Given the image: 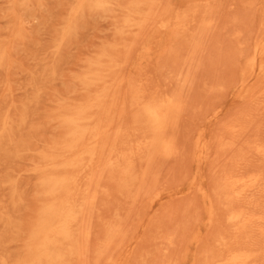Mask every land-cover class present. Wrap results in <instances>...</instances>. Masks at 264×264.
<instances>
[{"label":"rangeland","instance_id":"rangeland-1","mask_svg":"<svg viewBox=\"0 0 264 264\" xmlns=\"http://www.w3.org/2000/svg\"><path fill=\"white\" fill-rule=\"evenodd\" d=\"M23 1V2H22ZM27 1H29V0H0V46H2V45H4V46H2L3 48H4V51H3V48L2 47H0V51H2V52H0V64H1V66H0V139H1V141H3V143H1V141H0V143L2 144V145H0V148H1V146L2 147H4V148H1L0 149V151H1V153H0V181H1V183H0V263L1 264H14L13 262H15V261H17V263L18 264H20L19 262V260H25V259H27V257H28V253H29V251H28V253H27V251L26 250H28L26 247H27V241L26 240H28V239H26V237L25 236H27L28 237V233H30V230H31V221H33V220H35L36 218H37V214L40 212H33L34 210L35 211H37V207L39 208V207H41L42 208V204H44L45 202H46V199H44L45 198V196H42V194H43V192H42V190L43 189H41V188H43L42 187V185L40 186V185H37V184H39L40 183V181H38V179H39V177H37V175L38 176H40L39 174H38V166L40 165V163L41 162H39V161H41V157L39 156L40 155V153H36L37 152V150H38V152H43V151H49L50 149H53V148H57L58 146H60V144H62L63 142H64V140L66 139V138H64V137H66V136H64L65 135V131H67V127L64 125V123H63V121H62V118L66 115V113H67V111H68V113L69 112H71L72 110H73V106H76L77 105V103L78 104H80V103H84V102H87V101H89L92 97H93V94H94V92H95V90H82V89H84V88H82V86L83 87H85L84 86V77L86 76V73L88 74V72H89V70H92V64L93 63H95V62H97L98 61V59H99V55L97 56V54L99 53V52H102V53H107V55L109 56H111V57H114V58H112V59H114L115 60V57L117 58L116 59V61L118 60L119 61V59H120V57L122 58L123 56H122V54H125V58L124 59H120V61L121 60H123V62H122V64H121V66H116V68L115 67H113L112 68V70H111V72H109L108 71V73H107V71L105 72V71H103V75L104 76H106L107 74H110V75H108V76H110V77H112V78H116L117 76L119 77H123L124 75V78H128V77H137V75H139V77H141V79L143 80V82H145L146 83V79H147V82L148 83H144L145 85H144V87L146 86H148V84H152V81L154 82V84H153V86L151 85V87L150 88H152V89H150L149 87H145L146 89H147V91H148V93L150 92V91H152L153 90V88L155 87H157L154 91H156V92H154V93H156V94H154L153 92V94H149V95H153V96H157V94L158 95H161V94H165V93H172V94H174V95H178V88H179V91H181V94H179V95H181V96H177L178 98H179V101H180V103H181V99L184 101V103H185V101H186V98L188 99V101L190 102V104L188 105V104H186L187 106H185V104L183 103V101H182V106H184L185 108H183L182 107V109H186V107H187V109H188V107H189V110H185L186 111V113L185 114H183L184 113V110L182 111V113H180V116H181V119L179 120V122L177 123V126H176V129L178 130V131H180V129L182 128V126H184L183 125V123H182V120L184 119L186 122H191V116L193 115L194 116V118H193V120L195 119V115H197V117H196V121H192V123H187L186 124V122H184V124H186L187 125V130H186V128L184 129L185 131H186V133L187 132H189L191 129H193L194 130V128H196L195 130V132H197V133H199V131H201V130H203L204 131V135H205V137H207L208 139H209V136H214L215 138H214V141H216V137L218 136V138H217V140H219V135L221 136V131L223 130L224 132L226 131L227 132V134H226V132L224 133L223 131H222V134H223V136L222 137H224L225 136V134H226V137H224L223 139H227V138H229V140H231V139H235L236 137H234V133H228L229 131H228V124H231L230 122L232 121V122H234L233 120H231V119H228V117L231 115V114H234L235 112H236V110H237V112H238V115H240V117L238 116V115H234V117L237 119L238 117L240 118H238V120H239V122H241L242 123V119H246V116L248 117L249 115V117L251 118V119H253L254 118V116H255V120L253 119V120H251V119H248V120H250L251 122L252 121H255L254 123H250V121H248V120H245V121H243V124L245 123V124H248V123H250V124H248L249 125V127L246 125L245 126V128H251L252 126H254V127H252V130H253V132H252V130L250 129V131H249V129H246L247 131H249V133L250 134H248V135H250L251 137H254L253 139L251 138V139H249L250 137L247 135V131H246V136H245V129H244V133L242 134V136L241 137H243V136H245L246 138H247V136H248V139L246 140V138L245 137H243V139H241V141H242V144L245 146L244 148H246V147H249L250 145V143H252V146H251V150L253 149V146L255 145L254 143H256V145H258V143L259 144H261V141L263 142V140H264V136H263V134H264V126H263V131L260 129V125H259V123L262 125V123L264 122L263 120H264V112H263V108H264V98H262L263 100H261V95L262 96H264V86H263V88H262V84L261 83H263L264 82V73H260L259 71H261V70H258V68H259V64H257V66H256V68H255V77L257 78V80L258 79H261V78H263V82L261 81V86L260 85H258L257 86V88H249L248 90H246V91H243V92H241V90L240 91H238V88H239V84H240V80H241V75H242V73H241V69H242V67H243V65L245 64V59L247 58L246 56H248L251 52H252V49H253V44H254V42H255V38L257 39V36L259 37V35H257L258 33L259 34H261L262 33V30H259L260 29V27H263L262 25L264 24L263 22H264V15L262 14V13H260L261 12V10H260V5L262 6L264 3H263V1L264 0H220L219 2H218V0H216L214 3L215 4H213V7H212V11L211 12H213L214 10H215V12L218 10V12H216V14H213V13H215V12H213V13H208V14H205V16H202L201 15V13L199 14V13H197L196 14V17H197V19H195L196 17H194V21L193 20H191L190 21V25L191 26H189V25H186L185 26V29L183 30V31H180L179 33H177L176 34V36L171 40V42L173 43H171L170 41V44H168V43H164L165 42V40L163 41H161L160 42V44H159V47L162 49V47L163 46H165L166 48H165V50H161V51H153V50H151V52H149L148 51V53L147 52H143V46L144 45H142L141 44V41H142V43H143V40L141 39V38H143L142 37V35H140V33L142 32V34H146V33H144V32H147V30L145 29V28H147V27H145L143 30H144V32L143 31H141L140 32V30H138V32H137V28H135V26H133V25H131V27H133L132 29H131V27L128 25V24H130V23H132L133 21H134V23H135V21H138L136 18H135V20H134V17L133 16H131L130 17V15H128L129 14V12H128V14H127V11L129 10H125L126 8H130V7H127V5L129 4V3H125V1L126 0H108L109 1V3H110V5H109V3L107 4V5H105V7L104 8H101V10L100 9H93V8H86V9H88V10H83L82 12H78L77 13V15L74 13V10H75V7H76V5H77V1L75 0V2L73 1V0H30L29 2H27ZM116 2L117 1V3H119L118 5H120V4H122V8H118V7H116V5H115V3H113L114 4V7H113V4H112V2ZM128 1V0H127ZM131 0H129L128 2H130ZM161 2H165V1H167L166 2V4L168 3V0H165V1H162V0H160ZM250 1V2H249ZM121 2V3H120ZM161 2H159L158 4L160 5V3ZM186 2V0H170V2H169V4H164V5H160V6H162V8L164 7V6H167V7H164L163 9V11H159L160 13L162 12V14L160 15V13L158 14L157 13V9H156V7L154 8L155 10H152L153 12H154V14L156 13V14H158L157 16L158 17H167V18H170V19H172L171 21H173V19H174V15H173V13L171 14V11L170 10H176V7H179V9L181 10V8L182 7H185L186 5H187V2ZM244 2V3H243ZM258 2V3H257ZM125 3V4H124ZM220 3V4H219ZM250 3H253V4H251L250 5ZM74 4V5H73ZM112 4V5H111ZM127 4V5H126ZM157 4V8H158V10H160V6ZM192 4V3H191ZM256 4H259V5H257L256 6ZM10 5V8L8 7ZM19 5V6H18ZM26 5V6H25ZM73 5V6H72ZM126 5V8H123V6H125ZM12 6V7H11ZM129 6H130V4H129ZM68 7V8H67ZM107 7V8H106ZM120 7V6H119ZM216 7H219L218 9H216ZM114 8V9H113ZM258 8V9H257ZM108 9H110L108 12H110V11H113L114 13H117V14H119V15H121V14H123L122 15V17L121 16H119V15H117V14H114L113 12H112V14H114V15H112L111 17H110V14H111V12H110V14L107 12V10ZM115 9H120V11L118 12L117 10V12L115 11ZM183 9V8H182ZM214 9V10H213ZM255 9H257L258 11H256ZM68 10V11H67ZM70 10H72V11H70ZM122 10V11H121ZM162 10V9H161ZM105 11V12H104ZM126 11V12H125ZM152 11H151V13H149V14H152V15H149L150 17L151 16H153V13H152ZM84 12H85V15H83L84 14ZM87 12H88V14H87ZM97 12V13H96ZM101 12V13H100ZM123 12H125V13H123ZM165 12H168V13H165ZM178 12H180V11H178ZM11 13H12V16H11ZM103 13V14H102ZM109 15H108V14ZM87 14V15H86ZM91 14V15H90ZM155 14V15H156ZM211 14V15H210ZM16 15V16H15ZM118 16L117 17V19L115 18L116 16ZM168 15V16H167ZM199 15V16H198ZM208 15H209V17H208ZM16 17V18H14V17ZM69 16H71V17H69ZM78 16V17H77ZM123 16L125 17V16H128V17H125L126 19L125 20H123ZM148 16V25L150 26L149 28H150V30L147 32L148 34H146V35H144V38L143 39H145L144 40V42L146 41V42H149V41H151V39H152V36H153V34L154 33H156V30H155V23H156V21H157V19L156 18H158V17H156L155 18V16H153V18H152V20H155L156 19V21H152V20H150L149 17ZM211 16V17H210ZM212 16H213V18L215 19V22L212 24V22L214 21L213 20V18H212ZM215 16V17H214ZM113 17V18H112ZM130 17V18H129ZM208 18V20H207V18ZM68 18V19H67ZM122 18V19H121ZM155 18V19H154ZM211 18V19H210ZM13 19H15V20H13ZM66 19V20H65ZM76 19V20H75ZM114 19H115V22L119 25H117L116 23H114ZM119 19H121V20H119ZM131 19V20H130ZM159 19V18H158ZM200 19V20H199ZM75 20V21H74ZM116 20H119V21H123V22H125V23H123L122 25L121 24H119L120 22L119 21H116ZM126 20H128L127 21V24H126ZM202 20L204 21V22H202ZM206 20H207V22H206ZM210 20L212 21V22H210ZM68 21V22H67ZM130 21V23H128ZM150 21H152L151 23H152V25H151V23H149ZM193 21V22H192ZM195 21H197V22H195ZM263 21V22H262ZM72 22H74V23H72ZM209 22V23H208ZM187 23V24H188ZM199 23H200V25H199ZM195 24H197V25H195ZM65 25V26H64ZM126 25V26H125ZM128 25V26H127ZM192 25L194 26H196L195 28L194 27H192ZM214 26V28H213V26ZM122 27V28H117V27ZM192 27V28H194V29H196V30H198V28H199V31L197 32L196 30L194 31V32H192L193 31V29L192 30H190L191 32H189V30H187V29H191V28H189V27ZM198 26V27H197ZM209 27L210 26V28H211V26H212V28L213 29H209V28H206V27ZM69 27V28H68ZM116 27V28H115ZM123 28H125V30L123 29ZM126 28H127V31H126ZM128 28L130 29L129 31H128ZM135 28V29H134ZM187 28V29H186ZM203 28H205V30L206 29H208L207 30V32H203L202 31V29ZM10 29V30H9ZM116 31H115V30ZM118 29V30H117ZM120 29H121V31H120ZM133 29L134 30H136L135 32H137V33H134V31H133ZM148 29V28H147ZM9 30V31H8ZM13 30H15L14 32H13ZM123 30V31H122ZM146 30V31H145ZM210 30V31H209ZM212 30V31H211ZM120 32V34H119V32ZM130 31H132V33H134V34H132ZM189 33H187V32ZM200 31H201V35H200ZM209 31V32H208ZM240 31V32H239ZM249 31V32H248ZM124 32V33H123ZM202 32L204 33V35H205V37H203V39H202V36H204L203 34H202ZM234 32H236L235 34H236V36H238V37H236V36H234L235 34H233ZM242 32H244V33H242ZM115 33H118V34H115ZM122 33V34H121ZM129 33V35L128 36H125V35H127ZM182 33V34H181ZM190 33H191V36H190ZM194 33V35L196 36H194L195 38V40H193V38H192V34ZM256 33V34H255ZM132 34V35H131ZM179 34H181V35H179ZM184 34H185V39H184ZM186 34H188V35H186ZM247 34V35H246ZM250 34H252V35H250ZM114 35H116V36H114ZM118 35H122V36H120V37H118ZM123 35L125 36V38H127V40H128V37L130 36V37H132L133 39H131L130 37H129V40H131L130 42H131V44L129 43V40L127 41V40H124V37H123ZM138 35V36H137ZM201 36V38H199L200 36ZM254 35H256V37H254ZM138 37L139 39H140V41H139V44H141L139 47H137V48H134L136 45H137V43L135 42V44L134 43H132V42H134V41H137L138 42V39H136V40H134L135 39V37ZM139 36H141V38L139 37ZM183 36V37H182ZM187 36L188 37H191L190 39L189 38H187ZM246 36V37H245ZM247 36H248V38L250 37L251 38V36H253L252 37V39H248L247 38ZM261 36V35H260ZM59 37V38H58ZM121 37L123 38V40H120L121 39ZM182 37V38H181ZM233 37H234V39H236V40H238V41H236V40H234L233 39ZM114 38V39H113ZM116 38V39H115ZM118 38H120L119 40H120V42H122L121 44H120V46H121V48L122 49H124V50H120L121 48H120V46L117 44V43H120L119 42V40H118ZM176 38V39H175ZM182 39V40H180V39ZM198 38H199V41L202 43L203 42V45L201 44V43H199V41H198V43L200 44V46L202 45L203 46V48L205 49V45H204V42H206V45H207V47H206V49H205V51L204 50H202V51H204V52H201V50H200V46L198 45V43L197 42H195V41H197L198 40ZM241 40H240V39ZM183 39L185 40L184 42H186V44H185V46H183V47H181V44L182 45H184L183 44ZM188 39V40H187ZM197 39V40H196ZM201 39V40H200ZM246 39V40H245ZM248 39V40H247ZM254 39V40H253ZM115 40V42H113ZM134 40V41H133ZM177 40V43L179 44L180 42H181V44L180 45H178V46H175V45H177V43L175 42ZM252 40V41H251ZM118 41V42H117ZM128 43H127V42ZM239 41L240 42H242V43H239ZM254 41V42H253ZM65 42V43H64ZM110 42H113L112 44L110 43ZM124 42H126L125 44H124ZM190 42V43H189ZM252 42V44L251 45H249L250 43ZM107 43V44H106ZM108 43H109V45L111 44V45H117V47H119V48H117L116 46V48H114V46L112 47V50L115 52H113L110 48H111V46H110V48L109 47H107V46H105V47H103L102 46V44L103 45H108ZM174 43H176V44H174ZM191 43H192V45H191ZM194 43H195V45H194ZM244 43V44H243ZM127 44V45H126ZM134 44V45H133ZM144 44V43H143ZM167 44L170 46H167ZM172 44V45H171ZM190 46H189V45ZM247 44V45H246ZM57 45V46H56ZM108 45V46H109ZM187 45V46H186ZM196 45L198 46V47H196ZM249 45V46H248ZM6 46H7V48H6ZM101 46H102V48L103 49H109V51L107 50V52H106V50L104 51V50H102V48H101ZM126 46H130V48H129V50L131 51H133V53H131L130 51V54H133L132 55V58H130L128 55H127V53L125 52L126 50H125V48H127ZM133 46V47H132ZM173 48H172V47ZM201 46V47H202ZM231 46V47H230ZM132 47V48H131ZM168 47H169V49H168ZM177 47H181L180 48V50H179V48H177ZM184 47H188V49H186V48H184ZM191 47H193V49H190ZM233 47V48H232ZM53 48H54V50H53ZM100 48V49H99ZM135 50H134V49ZM172 48V49H171ZM196 48H197V50H198V48H199V52L198 51H196ZM120 50L119 51V54L121 55V56H119V55H117L118 54V50ZM159 49V48H158ZM167 49H168V52H167ZM182 49V50H181ZM185 49L187 50V51H185ZM190 49V50H189ZM195 49V52H192V53H190L189 51H192V50H194ZM240 49V50H239ZM244 49H245V51H244ZM249 49H250V51H249ZM97 50H99L98 52H97ZM116 50V51H115ZM177 50V51H176ZM179 50V51H178ZM93 51H94V53H93ZM111 51V52H110ZM122 51V52H121ZM174 51V52H173ZM181 51H183L184 53H186V54H184V53H182ZM235 51V52H234ZM249 51V54L247 55V52ZM53 52V53H52ZM113 52V53H112ZM129 52H128V54H129ZM137 52V53H136ZM160 53V55L162 54V53H165L164 55L167 57H164L163 56V54H162V56H159L158 54ZM190 53V54H188V53ZM198 52V53H197ZM245 52V53H244ZM55 53V54H54ZM117 53V54H116ZM122 53V54H121ZM158 53V54H157ZM174 53V54H173ZM179 53H181V54H179ZM193 53H195V56H194V59H193V57L192 58H190V55L191 56H193ZM202 53V54H201ZM204 53V54H203ZM236 53V54H235ZM238 53V54H237ZM3 54V55H2ZM100 54V53H99ZM139 54H142V56L144 57V59L143 60H138V57H139ZM178 54V55H177ZM184 54V55H183ZM188 54V55H187ZM197 54H200V57L201 58H199V56H197ZM233 54H235L236 56H237V60L235 59L234 60V56H233ZM114 55H116V56H114ZM145 55V56H144ZM147 55V56H146ZM172 55H174V56H172ZM177 55V58H178V60H177V58L175 57ZM181 55H183V58H182V56ZM185 55H186V57H185ZM204 55V56H203ZM231 55V56H230ZM5 56V57H4ZM118 56H119V58H118ZM134 56H136V57H134ZM159 56V57H158ZM178 56H180V58L178 57ZM196 56H197V59L199 60V61H201L200 59H202L203 57V60L201 61V63L202 64H204L203 65V69H200L199 71H200V73H203V74H200V76H198V77H196V79L194 78L195 76H196V74H198L199 75V73L197 72L198 70H196V69H199L198 67V65H200L201 63H199V61L198 60H196L195 61V59H196ZM233 56V57H232ZM236 56H235V58H236ZM241 56H244V57H241ZM129 57V59L131 60V61H126L125 59H127ZM160 57H162V59L160 58ZM173 57V58H172ZM230 57V59H228V58ZM246 57V58H245ZM135 58H136V60H135ZM150 59V61L149 60H147V59ZM157 58H159V60L157 59ZM166 59V60H164V59ZM169 58H170V60H169ZM172 58V59H171ZM231 58H232V61H234V62H232L231 61ZM241 58V59H240ZM4 59V60H3ZM89 59H90V61H89ZM91 59H94V60H91ZM128 59V60H129ZM152 59V60H151ZM192 59V60H191ZM215 59V60H214ZM243 59V60H242ZM156 60H157V62H156ZM160 60H162V61H164V62H160ZM174 60V61H173ZM179 60H181V61H179ZM127 62V63H125V62ZM139 61H141V63L139 62ZM154 61V62H153ZM176 61V62H175ZM186 61H189V63L188 62H186ZM192 61V62H191ZM195 61V62H194ZM208 61L210 62L209 63V65H208ZM217 61H218V63H217ZM228 61H230L231 63H232V65H233V63H234V65H235V67H234V65L233 66H229V65H231V63H228ZM88 64H87V63ZM140 64H139V63ZM150 62V63H149ZM159 62V63H158ZM166 62V63H165ZM184 62H186V63H184ZM190 62L192 63L191 65L193 66H191V65H189L190 64ZM198 62V63H197ZM237 62H238V64H237ZM3 63V64H2ZM146 63V64H145ZM148 63H149V65H148ZM163 64V66H162V64ZM165 63V64H164ZM193 63L195 64V66L193 65ZM214 63H216V65H217V67L216 66H214ZM88 66H87V65ZM108 64V63H107ZM125 64H126V67H125ZM134 64H136V65H140L139 67H137V68H139V69H137L136 68V70H137V72H135L134 71V69H130V66L131 65H134ZM143 64H145V65H143ZM180 64V65H179ZM183 64H185V66L187 67V69H186V67L184 68V65ZM201 64V65H202ZM229 64V65H228ZM87 67H86V66ZM90 65H91V67H90ZM122 65H124L123 67H122ZM146 65H148V66H146ZM151 65V73H150V70H148L149 69V66ZM157 65V66H156ZM166 65V66H165ZM173 65V66H172ZM178 65V66H177ZM200 65V66H201ZM208 65V66H207ZM238 65V66H237ZM84 66V67H83ZM143 66V67H142ZM160 66H162L163 67V69L161 70V68L162 67H160ZM164 66H165V68H171V66H172V68L170 69V70H168V72H167V69H164ZM176 66V67H175ZM180 66V67H179ZM190 66V67H189ZM236 66H237V68H236ZM2 67V68H1ZM4 67H5V69H4ZM90 69H89V68ZM121 69L120 70V72L122 71V69L125 71H122L121 72V74H120V72H119V68ZM124 67H125V69H124ZM147 67H148V69H147ZM180 68L179 70H178V68ZM194 67H196V69L194 68ZM202 67V66H201ZM216 67V69H214ZM232 67L233 68H235V69H232ZM239 67H241V68H239ZM86 68V70H84ZM88 68V69H87ZM144 68V69H143ZM145 68H146V70H148V71H145ZM156 68V69H155ZM173 68H175V70H177L178 71V73L179 74H177V71L175 72V70L173 69ZM182 68H183V70L185 69L187 72H189V74L187 73L186 74V72L185 71H182ZM191 68H193L192 70H191ZM3 69V70H2ZM117 69V70H116ZM155 69V70H154ZM158 69V70H157ZM173 69V70H172ZM188 69H190V71H188ZM195 69V70H194ZM208 69V70H207ZM236 69H238V70H240V71H237ZM140 70V71H139ZM144 72H146L147 74H149L150 73V75H148L147 77H146V75L147 74H145L144 76H143V71ZM160 70H161V74H162V72L163 73H166V75L164 74V76H163V79L167 76L168 77V81H167V77H166V79H164V81L162 80V77L160 76ZM164 70L166 71V72H164ZM181 70V71H180ZM215 70H217V72L215 71ZM229 70H230V72H229ZM236 70V71H235ZM134 71V72H133ZM142 71V72H141ZM154 71V72H153ZM191 71H192V73H191ZM195 71L197 72L196 74H194L195 76H193V73H195ZM212 71V72H211ZM264 71V70H263ZM82 72V73H81ZM117 72H119V73H117ZM182 72V73H181ZM207 72H208V74H207ZM216 72V75H214V73ZM232 72V73H231ZM238 72V73H237ZM82 75H81V74ZM107 73V74H106ZM133 73H134V75H133ZM139 73V74H138ZM154 73V74H153ZM168 73V74H167ZM174 73V74H173ZM175 73H176V75H175ZM84 74V75H83ZM115 74V75H114ZM117 74H119V75H117ZM127 74H128V76H127ZM142 74V75H141ZM153 74V76H154V80H153V77L151 76ZM182 74H183V76H182ZM186 74V75H185ZM190 74H192V75H190ZM221 76V77H219V75ZM113 75H114V77H113ZM122 75V76H121ZM132 75V76H131ZM159 75V77H158V79L162 82L161 84H159L160 83V81L158 80V79H155V78H157V76ZM173 75V76H172ZM230 75V76H229ZM232 75V76H231ZM169 76L171 77V78H169ZM176 76H177V78H176ZM208 76V77H207ZM210 76V77H209ZM234 76V77H233ZM78 77V78H77ZM144 77V78H143ZM149 77H152L151 79L149 78ZM186 77V78H185ZM192 77V78H191ZM216 77V78H215ZM217 77H218V79H217ZM229 77L231 78V79H229ZM235 77H236V79H235ZM82 78V79H81ZM173 78V79H172ZM174 78H175V80H174ZM190 78V79H189ZM195 80H197V78H198V80L196 81V82H194V83H196V90H193V89H191V88H188V87H191V86H194L195 84H193V82L192 81H195ZM210 78V79H209ZM212 78V79H211ZM217 80V84L216 83H212V82H215L216 80ZM226 78H228V79H226ZM179 79V80H178ZM184 79V80H183ZM189 79V80H188ZM222 79V80H221ZM223 79H224V81L225 80H227V81H225V82H223ZM159 81V83H157L158 81ZM171 80H172V82H171ZM177 80V81H176ZM186 80V81H185ZM192 80V81H191ZM215 80V81H214ZM236 82L235 84L234 83H232V82H234V81ZM262 80V79H261ZM157 81V82H156ZM166 81V82H165ZM169 81H170V83L172 84V86L173 87H171V84L169 83ZM179 81V82H178ZM181 81V82H180ZM182 81H184V82H182ZM188 81V82H187ZM205 81V82H204ZM260 81V80H259ZM79 82V83H78ZM83 82V83H82ZM150 82V83H149ZM176 82V83H175ZM189 82H190V84H189ZM208 82V83H207ZM223 82V83H222ZM173 83L175 84V87H174V85H173ZM180 83V84H179ZM184 85H183V84ZM206 83V84H205ZM210 83V84H209ZM238 83V84H237ZM81 86H80V85ZM157 84V85H156ZM159 84V85H158ZM178 84V85H177ZM186 84V85H185ZM193 84V85H192ZM203 84L204 85H206V86H204L203 87ZM214 84H216V86L215 87H218V89H214L215 91H213L212 89H213V87H212V89H210L211 88V86L212 85H214ZM225 84V85H224ZM230 84V85H229ZM232 84H234V85H232ZM149 85V86H150ZM167 85V86H166ZM183 85V87H181V86ZM218 85V86H217ZM229 85V86H228ZM170 86V87H169ZM179 86V87H178ZM186 86V88H184ZM232 86V87H231ZM169 87V88H168ZM181 87V88H180ZM207 87V88H206ZM225 87H227V88H225ZM237 87V88H236ZM82 88V89H81ZM123 88V90H119L118 91V94H119V96L121 95V97L120 98H124L123 96H127V97H125L126 98V102L127 101H129V99H128V95H127V92H125V91H127L126 90V87H121V89ZM158 88H159V90H158ZM173 88V89H172ZM193 88V87H192ZM201 88L203 89H205V90H202V92H201ZM225 88V89H224ZM230 88H232V89H230ZM235 88H236V91H235ZM259 88H260V90L261 89H263V90H261V91H257V89L259 90ZM150 89V90H149ZM160 89H161V91H160ZM169 89V90H168ZM176 89V90H175ZM181 89H183V90H181ZM189 89V90H188ZM195 89V88H194ZM220 89V90H219ZM227 89V90H226ZM231 91H230V90ZM81 90V91H80ZM187 90H188V92H187ZM190 90H192V92L190 91ZM210 90L211 91H213L212 93L210 92ZM251 90V91H250ZM76 91V92H75ZM87 91V92H86ZM160 91V92H159ZM172 91V92H171ZM175 91V92H174ZM183 91H184V94H183ZM189 91H190V93L191 94H189ZM217 91V92H216ZM249 91V92H248ZM252 91H256V92H258V93H256V94H253L254 92H252ZM73 92V93H72ZM80 94H79V93ZM83 92V93H82ZM125 92V93H124ZM145 92H146V90H145ZM204 92H206L205 94H204ZM235 92H236V94H235ZM242 94H241V93ZM71 94V97L70 96H68V95H70ZM89 93V94H88ZM177 93V94H176ZM209 93V94H208ZM234 93V95H232ZM240 93V94H239ZM246 95H245V94ZM74 94V95H73ZM82 94V95H81ZM83 94H85V95H83ZM122 94H124V95H122ZM190 95V97H191V99H189V96L188 95ZM238 94V95H237ZM77 95H79V96H77ZM183 95V96H182ZM240 95L242 96V98H240ZM243 95H245L244 97H243ZM61 96H63V98L61 97ZM68 96V97H67ZM75 96V97H74ZM185 96V97H184ZM187 96V97H186ZM246 96H247V99L248 100H246ZM252 96V97H251ZM255 98H254V97ZM259 96V97H258ZM79 97V99H77ZM82 97V98H81ZM84 97V98H83ZM181 97V98H180ZM185 99H183V98ZM248 97H250L251 99L253 98V100L252 101H256V100H261V102H262V105H261V102H259L258 104H257V101L254 103V102H252L251 101V99L249 100V98ZM258 97V99H256ZM67 98V99H66ZM72 98H74V100L72 99ZM243 98H245V100L246 101H248L249 103H250V106H251V108H252V106H255L256 105V107L258 106H260L259 107V109H263L262 110V114H263V122L261 121V122H259V119H261V118H259L258 119V121H257V117H256V115L258 114L259 115V113L261 114V111L259 112V110H258V112L259 113H255L256 111H254L255 109H257L256 107H255V109L254 110H252L251 108H249L250 106L247 104V103H245V108L247 109V107H248V109L249 110H251L252 112H250V111H248V109L246 110L247 111V113L245 112L244 113V99ZM260 98V99H259ZM62 99H65L64 101L62 100ZM72 99V100H71ZM58 100V101H57ZM70 100V101H69ZM83 100V101H82ZM106 101L108 100V98L107 99H105ZM234 100H237L236 101V104H239V106H236V105H234L235 104V101ZM72 101H74V103H76L75 105H73L74 103H72L71 104V102ZM75 101H77V102H75ZM64 102V103H63ZM70 102V103H69ZM80 102V103H79ZM199 103V104H198ZM69 105V108H68V106L67 105ZM203 104V105H202ZM217 104H219L217 107H215ZM241 104H243V105H241ZM252 104V105H251ZM255 104V105H254ZM71 105V106H70ZM197 105H202L203 107H205V109L207 108V105H209L208 106V109H207V111L208 110H211V113H210V115H208V117H207V115L206 114H208L207 113V111H204L205 109L202 107V106H200L201 108H200V110H199V106H197ZM211 105H212V108H213V110H212V108H211ZM248 105V106H247ZM127 106V105H126ZM193 108H192V107ZM234 106H236L237 108H235ZM242 106V107H241ZM247 106V107H246ZM63 107V108H62ZM67 108V109H65V108ZM71 107V108H70ZM222 107H224L223 109H222ZM238 107L240 108H243V109H239L238 110ZM262 107V108H261ZM129 107H127L126 109H127V111H126V109L124 108L123 109V111L125 110L126 112L124 113L125 115H124V119H122L123 120V122H124V124L127 126V127H130L131 126V124H132V120H130V124H129V122H128V119H131L132 117H133V115L135 114V110L133 109V108H129ZM190 108H192V109H190ZM220 108L222 109V111L220 110ZM236 109V110H234V109ZM66 111H65V110ZM202 109H204V110H202ZM216 109V110H215ZM199 111L198 113H197V111ZM201 110H202V112L203 113H205V115H206V117H205V115L203 114V113H201V114H203V116H201L200 115V112H201ZM233 110H234V112H233ZM240 110L242 111V114H241V112H240ZM132 111H133V114H132ZM195 111H196V113H195ZM220 111V112H219ZM131 112V113H130ZM219 114H218V113ZM221 112H222V114H221ZM63 113H65V114H63ZM248 113H250V114H248ZM252 113V114H251ZM254 113V114H253ZM183 115V117H182V115ZM215 114H218L217 116L215 115V118H214V115ZM244 114V116H242ZM262 114H261V116H262ZM127 115V116H126ZM129 115H130V117H129ZM254 115V116H253ZM257 115V116H258ZM9 116V117H8ZM12 116H13V118H12ZM180 116H179V118H180ZM192 116V117H193ZM227 116V117H226ZM231 116H233V115H231ZM230 116V117H231ZM238 116V117H237ZM253 116V117H252ZM260 115H259V117H261ZM8 117V118H7ZM125 117H129L128 119L127 118H125ZM198 117H200L202 120H205V122L204 121H201L200 122V120H197V119H199ZM211 117V118H210ZM226 117V118H225ZM10 118V119H9ZM183 118V119H182ZM205 118H207V119H205ZM219 118H221V120L224 118V121H219V122H221V124L222 123H224L225 122V124H219L218 122H217V120L216 119H219ZM231 118H233V117H231ZM235 118H233V119H235ZM242 118V119H241ZM191 119V120H190ZM208 119H209V121H208ZM227 119H228V121H230L228 124L226 123V121H227ZM16 120V121H15ZM17 121H18V124H17ZM20 121V122H19ZM207 121V122H206ZM213 121V122H212ZM236 121V120H235ZM248 121V122H247ZM22 122V123H21ZM127 122H128V124H127ZM193 122H194V124H199V126L197 125L196 127H194L193 126V128H192V125H193ZM198 122H200V123H198ZM202 122H204V123H202ZM217 122V126H215L216 123ZM247 122V123H246ZM21 123V124H20ZM179 123H182V126H180L181 128H179L178 129V125H179ZM257 123V124H256ZM12 124V125H11ZM15 124H17V125H15ZM192 124V125H191ZM201 124H202V126H201ZM244 124V125H245ZM252 124H254V125H252ZM10 125V126H9ZM56 125V126H55ZM57 125H58V127H57ZM181 125V124H180ZM189 125H191V127L189 126ZM221 125V126H220ZM225 125V126H224ZM256 125V126H255ZM4 126V127H3ZM12 126H15V127H12ZM64 127V129H63V127ZM202 128H201V127ZM210 128H209V127ZM2 127V128H1ZM7 127V128H6ZM185 127V126H184ZM204 127V128H203ZM208 127V128H207ZM215 127H217L216 128V130L215 131H213L214 129H215ZM224 127V128H223ZM255 127H257L258 129H260V133L262 134V137H263V140L261 139V136L260 135H258V134H260L259 132H258V129H256ZM262 127V126H261ZM9 128H10V130H12V131H10L9 130ZM198 128L199 129H201V130H198ZM220 128H223V129H221L220 130ZM9 131V133H10V137H9V135H8V132H7V130ZM60 129V130H59ZM217 129H219V131L217 130ZM176 130V131H177ZM189 130V131H188ZM193 130H192V132H193ZM178 131H177V133H178ZM185 131L183 132V129H181V132H180V134L182 133V134H184L185 133ZM210 131V132H209ZM216 131H218L219 132V135L217 134V133H214V132H216ZM258 132V134H257V132ZM58 132H60V133H58ZM13 133V134H12ZM57 133V134H56ZM176 133V137L178 136L179 137V139H181V137H180V134L178 133L177 134ZM185 133V134H186ZM194 133V132H193ZM252 133H254V134H252ZM61 134V135H60ZM64 134V135H63ZM181 134V136H183ZM207 134H210V135H207ZM214 134V135H213ZM217 134V135H216ZM233 134V135H232ZM256 134V135H255ZM4 135V136H3ZM8 135V136H7ZM255 135V136H254ZM54 136H56V138H54ZM64 136V137H63ZM193 137V138H195L196 137V133H195V135H192L191 134V132H190V136H188V135H185L184 137H182V138H185V137ZM228 136V137H227ZM232 136H233V138H232ZM260 136V137H259ZM2 137L3 138H5V137H7L8 138V140H9V142H8V140H7V138H5L4 140L2 139ZM43 137V138H42ZM53 137V138H52ZM58 137V138H57ZM177 137V138H178ZM238 137V136H237ZM241 137H238V138H236V139H240ZM11 138H13V139H11ZM31 138L33 139V140H31ZM36 140H35V139ZM63 138V139H62ZM211 138H213V137H210V139ZM221 138V137H220ZM261 139V140H257V139ZM31 140V142H30V140ZM38 139V140H37ZM44 139H45V143H44ZM47 139V140H46ZM52 139V141H50ZM54 139V140H53ZM60 139V140H59ZM188 140V142L190 143L192 140V143L193 144H191V145H188L187 144V142H186V140ZM184 139V141L186 142V145L189 147V148H191V150L186 146L185 147V142H182V141H180L179 140V146H178V142H176V144H175V146H178V148L177 147H175L174 148V150H173V152H172V154H170V155H168V156H159L160 157V159L157 157L156 159H154V162H153V164H152V161H150L148 164L149 165H151L152 164V166H150V167H152V169L154 170V168L156 169V170H154L155 172H153V170H151L149 167H147V165H144L145 164V162L144 161H140L139 159H135L136 161L137 160H139L138 161V163H137V165H139L140 167H143V168H141V169H139V166H137V165H135V168H134V170H135V174H140L141 172H142V170H145V167L144 166H146L147 168H148V171L147 172H153L154 174H156V175H152L151 173V177L152 176H156V179H155V177L153 178L152 177V183L154 184V182H155V180H157V181H159L158 179H163V180H161L162 182H160L159 181V183H163L162 185L164 186V185H166L164 182H166V180H164V178L166 177V179H168L169 181H170V179H171V182L168 184L167 182V186H170L171 185V187H173L172 185L174 184V185H176V186H178V183H177V181L179 182V180H177V178L178 179H180V180H182L183 182H185V178H187V180H186V182L184 183V184H182L183 182H181L180 181V183L182 184L181 186H179V187H177V189H176V187L175 188H173V190H172V188L170 187V188H168L167 186H164V188H163V186L160 184V185H157V184H159V183H156V185L159 187V186H161V187H159L160 189H158V191H159V193H158V196H155V197H148V196H154V194H156V193H154L155 192V190H154V192H153V190H152V194H150L149 195V193H147V192H149L148 190H147V188L146 187H148V189L150 188L151 189V185H150V187H149V184H152V183H147L148 184V186H146V187H144V188H142L143 189V191H145V193H147V194H144V195H146V198L148 197V198H151V200L150 199H146V198H144L145 196H142L143 198H144V200L146 199L147 201L148 200H150V201H148V202H145L146 204L148 203V204H150V206L147 204H143L142 203V207H144V209L145 210H143V208H141V210L140 211H138V212H136V215H138L139 217L137 218V216L135 217V218H132V220H133V222L131 221V219L129 220V218H131V217H134L135 216V210L133 211V209L132 208H135L136 206H131V200H132V202H133V204L135 203V199H136V197L139 195V193H140V191L138 192V194H137V196L136 197H134L135 199H134V201H133V199H132V197L135 195H132V193H135L134 191L136 190L135 188L136 187H134V185L133 184H135V186H139L138 188H140L141 189V187H143L144 185H147V184H141L142 186H140L139 184H138V182L139 181H137V180H135L134 182H132L133 184H129V186H128V188H126V189H123L122 190V188H121V184L119 185L118 183H116V181H118V182H120V180H119V176L117 175V174H110V176L112 175V176H116L117 177V180H116V178H110L109 177V175H108V169H103L104 167H102L103 165L101 164V165H98V167L100 166L102 169L99 171V169H100V167L97 169V168H95L94 170H95V173H97V175H99L98 176V179H97V181L99 182L98 183V185L100 186V185H102V187L100 186V188H98V193H97V196H98V194H99V196H98V198H96V200L97 201H99V200H101L102 202L103 201H106L105 200V198L107 199V201L104 203H102L101 201L99 202L100 204H101V206H98V208H100V207H102V208H100V211H102V210H105V211H107L108 210V212L107 213H105V216H103L104 215V213H103V211H102V213L100 214V212L98 213V212H96L95 210H97V211H99L98 210V208L96 209V207H97V205H100V204H98V203H96L97 201L95 200V202H93L92 203V206L93 205H95V207H94V209L95 210H93L92 208L90 209V207H92V206H90L89 207V209H90V211H92L91 212V214H93V215H91L90 214V216H94L95 217V215L96 214H99V215H102V216H100L99 218H98V216L97 217H95V218H98V219H96V220H100L101 222H102V220H105L107 217H109V219L111 220L112 218V221L113 220H120V221H123V223H124V220L126 219L127 220V218H128V216H130L129 218H128V220H129V222H128V220L126 221L127 223H131V226L133 225V223L134 224H137V223H139V226L138 225H135V227H134V229L132 230L130 227L131 226H129L127 223H126V226H127V230H128V232H129V229L130 230H132V231H130L129 233H131V232H133V233H136L134 230L135 229H137V233L136 234H138V239H137V241H136V243L138 244V242L140 243V242H142V240L140 241V239H145V240H143L144 242L143 243H147V242H150L151 243V246L149 247V245H150V243L147 245V244H145V246H147V249H148V247H149V249L151 248V250H152V248L154 249V251L156 252V249H157V252L155 253V254H157V253H159V251L160 252H162V253H160V254H163L164 255V253H166V256L168 257V258H165V257H163V259L165 258L166 259V261L168 262V264H177V263H179L180 264V262L182 263V264H191L192 262H196V256H197V260L198 261H201L200 262V264L202 263V264H205L204 263V261H202L203 259H204V256L205 255H209V254H211V252L210 251H208L207 250V248L209 247V250H214V251H216V249L215 248H217V250H218V248H219V244L217 243V241L218 240H220V238L221 237H223V235L224 236H230V233L232 234V231H233V226L230 224V223H228L226 220H225V215L226 214H224L223 215V213H227V212H225V210L227 211V209H225V206L223 205V203H220L221 201L220 200H218L219 201V203L220 204H222L224 207L222 208V206H219V205H217V203L215 202L216 200H213L214 201V203L215 204H213L214 206H218L219 208L218 209H215V214H217V215H215L216 216V218H215V216L213 217V218H215L216 219V221L214 220V219H212V220H214V221H211L210 219H209V215L207 214V211H205L206 210V202H205V199L203 198V196H202V193L200 192V191H198L199 193H197V192H195V193H193L192 195H196V193H197V195L195 196V197H198V199L196 200V199H193L194 201H192V195L190 194V196H189V198H188V196H187V198H188V200L189 201H192V205L191 204H189L188 203V200H187V198L185 199V197L184 196H186V195H188L189 194V192L190 191H193V190H191L190 189V191H189V187L192 185V181H195L194 183L196 184V187L197 188H202L203 190H205L206 192L208 191V190H211L210 192L211 193H208V194H210V195H212V193L214 192H212V188H214V186H213V184L215 185V187L217 188H214V189H216L215 190V194H216V197H217V195L219 196V197H217V198H219L220 199V195H221V192L220 191H217V190H220V188H218V183L221 181V179L222 178H220V176L222 177V175L221 174H223L224 175V173H228V172H231L233 169H232V164H234V162H233V158L235 157V155H236V152L235 151H237V149L239 148V145L240 146H243L238 140H236L235 141V143H237V141L239 142L238 144H237V146H235L234 148L236 149L235 151L233 150V153L235 154H230V152H232V149L231 148H233V147H231L230 148V150H229V148L227 147L224 151H223V153L225 152V154H222V156L224 157L225 155V157L227 158V154H229L228 156H230L231 157V155H232V159L231 158H229L233 163H231V161L230 162H228V165H225V164H227V162L226 161H229V159H226V161H225V164H224V158L222 157V156H220L221 154L220 153H222L221 151L222 150H220V149H218V145H216L217 143H218V141L217 142H214V141H212V139H211V142H210V147L212 148L210 151V153H211V155L209 156L210 157V159L208 160V162L205 164V162L202 160V161H199L200 159H199V155H198V149H200L199 147H198V145H196L194 142H196L194 139H190V138H185ZM254 139H256L255 140V142H252V141H254ZM6 140V141H5ZM12 140H13V142H15V144L14 143H12ZM23 140H25V141H23ZM29 140V142L30 143H28L27 141ZM41 140V141H40ZM49 140V141H48ZM57 140V141H56ZM177 140V139H176ZM221 140H222V138H221ZM228 140V141H229ZM243 140H244V142L246 143H248V140H249V142L250 143H248V144H246L245 145V143L243 142ZM4 141H5V143L7 142L8 143V145H6V144H4ZM40 141V142H39ZM178 141V140H177ZM224 141H227V140H224ZM232 141V140H231ZM259 141V142H258ZM37 142V143H36ZM180 142L182 143V144H184V147H185V149H184V147H183V150L182 151H184V150H186L187 149V151H186V153H188V155H189V158H187V155H186V157H184V158H187L186 160L189 162V160H190V162H189V164L190 165H188L187 167L188 168H185L186 167V165H187V161L186 160H184V158H182V159H180L179 157V160H181V163L183 164H181V163H177V165L179 166H177L176 165V163L174 162V160L176 161V159L178 160V158H176L178 155H181L182 154V157L184 156L183 155V152L181 151V149H182V146L180 147ZM9 143H12V144H9ZM20 143V144H19ZM26 143V144H25ZM34 143H36V145L34 144ZM44 145H43V144ZM55 145H54V144ZM212 143V144H211ZM215 145H214V144ZM17 144H19V145H17ZM22 144H23V146H24V148L26 149V148H28V149H26L27 150V152H25V151H23L24 150V148H23V146H22ZM25 144V145H24ZM30 146H29V145ZM33 144H34V146H33ZM38 144V145H37ZM42 144V145H41ZM46 144V145H45ZM263 144V143H262ZM261 144V145H262ZM16 147H15V146ZM27 145V146H26ZM48 145V146H47ZM52 145L53 147H50V146ZM214 145V146H213ZM249 145V146H248ZM9 146V147H8ZM20 148H19V147ZM22 146V147H21ZM32 146V147H31ZM38 148H37V147ZM43 146V147H42ZM55 146H57V147H55ZM263 146H264V144H263ZM237 147V148H236ZM9 148H10V150H9ZM13 148V149H12ZM14 148H16V149H14ZM36 148V149H35ZM177 148V149H176ZM181 148V149H180ZM213 148L216 150V152H217V154L216 153H214V154H216V155H214L213 153H212V150H213ZM217 148V149H216ZM233 148V149H234ZM243 147H241L240 149H238V150H240L241 152H242V150H244V152H243V154L245 155V156H247V158L248 159H250L246 164L247 165H250V164H255V168H258L259 169V171H256V170H258V169H256L255 170V168H254V170L256 171V172H261L262 174H264V165H263V161H264V157H262L261 158V156H259V155H256V154H254V153H252V151L251 150H249L248 148H246V149H242ZM7 149V150H6ZM17 149H19V150H17ZM30 149V150H29ZM2 150H4V151H2ZM12 150V151H11ZM179 152H178V151ZM189 150L191 151V153H189ZM218 150V151H217ZM228 150H229V153H227L228 152ZM10 153H9V152ZM17 151H19L18 153H17ZM21 151V152H20ZM23 151V152H22ZM30 151H33V152H35V153H33V152H30ZM240 151H237V154L239 153L240 154ZM245 151H247V152H245ZM248 151H249V153H250V155H248ZM251 151V152H250ZM3 152V153H2ZM4 152H6V153H8V154H6V153H4ZM11 152H12V154H11ZM185 152V151H184ZM213 152H215L214 150H213ZM19 153H20V155H19ZM178 153V154H177ZM4 154V155H3ZM6 154V155H5ZM14 154H15V156H14ZM16 154H18V155H16ZM213 154V155H212ZM251 154H252V156H253V154H254V159H251L250 158V156H251ZM34 157H33V156ZM174 155H176V156H174ZM195 155V156H194ZM219 157H218V156ZM233 155H234V157H233ZM257 157H256V156ZM11 156H13V157H11ZM173 156V157H172ZM197 156H198V158H197ZM214 156V157H213ZM258 156H259V158L260 159H263V161L262 160H260V159H258ZM38 157V158H37ZM39 157H40V159H39ZM166 157V158H165ZM220 158V160L219 159H216V158ZM257 159H256V158ZM161 158H162V161H161ZM168 158V159H167ZM170 158H173V159H170ZM192 158H194V160H191ZM197 158V159H196ZM212 158V159H211ZM216 159V161H214V159ZM246 158V157H245ZM244 158V161L245 160H247V158L245 159ZM34 159V160H33ZM37 159V160H36ZM157 159H159V163L160 162H163L164 163V165L162 164V166L160 167L159 165H158V163H157ZM165 159V160H164ZM189 159V160H188ZM169 160H171V161H173V162H170ZM183 160L184 161H186V164H185V162H183ZM211 160V161H210ZM218 160V161H217ZM255 160V162L256 161H258L259 162V164H258V162H253ZM136 161H134L135 163H136ZM166 161H169L168 163H166ZM210 161V162H209ZM244 161H243V163H244ZM37 162H39V163H37ZM144 162V164L143 165H141V163H143ZM199 162V163H198ZM215 162L217 163V164H215ZM218 162H219V164H220V171H219V173L217 172L219 169L217 168V166H216V168L218 169H216V168H214L215 167V165H218ZM250 162H252V163H250ZM262 164H261V163ZM30 163V164H29ZM33 163V164H32ZM155 163V164H154ZM157 163V164H156ZM171 163H173V165L171 164ZM209 163V164H208ZM212 163H214L211 167H213L214 168V173H215V171L218 173V177H217V175H214V173L212 174L213 175V177H215L214 179L215 180H212L213 181V183H212V181H211V178H212V176H211V174L210 173H208V169H207V167L209 168L210 166H208V165H211ZM249 163V164H248ZM36 164V165H35ZM39 164V165H38ZM208 164V165H207ZM253 164V165H254ZM256 164H258V166L256 165ZM156 165L157 166H159V167H157L156 168ZM200 165V166H199ZM231 166V169H229L230 168V166ZM243 165H245V163L243 164ZM242 164H241V166H240V171H239V169H238V171L240 172V173H242V170H241V168H243L244 166H243ZM246 165V166H247ZM171 167V170H169L170 168H168V167ZM177 166L178 168H176V169H179L178 171L179 172H177L179 175L176 177V178H174V181H173V183H172V180H173V178H171L170 177V179H169V177H168V175L169 174H171V173H168V172H170V171H172V169L174 168L175 169V167ZM181 166L184 168L183 170H182V168H181ZM189 166H190V169H189ZM225 166H229V168L228 167H226V169L225 170H227V172L223 169ZM243 166V167H242ZM245 166V167H246ZM251 167H249V169H247V167H246V170H247V172H244V171H246L245 169L243 170V173H248V171L250 170V168H251V170H252V168L254 167H252V165H250ZM262 166V167H261ZM33 167H35V168H33ZM138 169H137V168ZM164 167H166L167 169H165ZM210 167V168H211ZM219 167V166H218ZM244 167V168H245ZM34 170H33V169ZM161 168L163 169V173H162V171H161ZM199 168V169H198ZM209 168V169H210ZM213 168H211V170L213 169ZM228 168V169H227ZM28 169V170H27ZM31 169V170H30ZM36 169V170H35ZM160 169V171H158V170ZM174 169H173V171H172V177L173 176H175V173H176V171L174 172ZM175 169V170H176ZM189 169L191 172V174H189V171L187 172V170ZM224 170V173H222V171ZM237 169V168H236ZM17 170H18V172H17ZM20 170V171H19ZM105 173H107V174H105L106 176H104V172ZM150 170V171H149ZM182 170V171H181ZM186 171V173H185V171ZM199 170V171H198ZM228 170H231V171H228ZM31 171V172H30ZM98 171V172H97ZM106 171H108V172H106ZM140 171V173H138V172ZM158 171V172H157ZM184 171V172H183ZM206 171H207V173H206ZM213 171V170H212ZM255 171H249V172H255ZM263 171V172H262ZM18 174H17V173ZM35 173V174H33V173ZM137 172V173H136ZM201 172V173H200ZM10 173H12L13 175H10V177L8 176V174H10ZM100 173V174H99ZM102 173V174H101ZM158 173H161V174H158ZM166 173V174H165ZM168 173V174H167ZM187 174L188 173V176L187 175H185V174ZM206 173V174H205ZM216 173V174H217ZM239 173V174H240ZM17 174V175H16ZM37 174V175H36ZM180 174H184V178H182L181 176L182 175H180ZM208 174V175H207ZM210 174V175H209ZM96 175V174H95ZM96 175V176H97ZM108 175V176H107ZM149 175H147V176H149ZM160 175H161V177H160ZM165 175V176H164ZM171 175H169V176H171ZM189 175H193L191 178H189L190 176ZM203 175H205V177L203 176ZM210 176V177H208V179H209V185H211V183H212V188H210L211 186H206L208 183H207V176ZM6 176H8V177H6ZM12 176H13V178L15 179H13L12 180ZM16 176V177H15ZM111 176V177H112ZM149 176V177H150ZM159 176V177H158ZM185 176H187V177H185ZM36 177V178H35ZM105 177L106 178H109V179H105ZM151 177L149 178V179H151ZM157 177H158V179H157ZM164 177V178H163ZM168 177V178H167ZM202 177H203V179H202ZM11 178V180H9ZM84 179H82L83 181H85V178H87V176H85V177H83ZM95 178V177H94ZM206 178V179H205ZM216 178H217V181H216ZM220 178V179H219ZM5 179V180H4ZM110 179H113V183L112 182H110L109 180ZM147 179V178H146ZM185 179V180H184ZM213 179V178H212ZM218 179H219V181H218ZM9 180V181H8ZM167 180V181H168ZM175 180H176V184L174 183L175 182ZM11 181V183H9ZM14 181V182H13ZM35 181H36V183H35ZM96 181V180H95ZM105 181V182H104ZM115 181V182H114ZM154 181V182H153ZM4 182V183H3ZM101 182H102V184H101ZM107 182V183H106ZM109 182V183H108ZM136 182V183H135ZM148 182V181H147ZM198 182V183H197ZM218 182V183H217ZM7 183V184H6ZM18 183V184H17ZM106 183V184H105ZM119 185L118 187L117 186H113V185ZM172 183V184H171ZM179 183V184H180ZM9 184V185H8ZM111 184H112V186L113 187H111ZM217 184V185H216ZM1 185H2V187H1ZM3 185L5 186V188H3ZM7 185V186H6ZM16 185H18L17 186V188H16ZM104 185V186H103ZM133 185V186H132ZM198 185V186H197ZM107 186H108V188L109 187H111V189L109 188H107ZM131 186V187H130ZM157 186H155L156 187V189L158 188ZM8 187H11V188H13V189H11L10 188V190H8L9 188ZM15 187V188H14ZM40 188L41 190H39V189H37V188ZM115 187V188H114ZM117 187V188H116ZM130 187V188H129ZM134 187V188H133ZM208 187V189H206ZM8 188V189H7ZM106 188V189H105ZM131 188H133V189H131ZM163 188V189H162ZM5 189V190H4ZM113 189H115L116 191H117V194L119 193V195L120 196H118L119 198L118 199H121V196H122V201H120L121 203H120V206L118 207V204H119V202H117V201H119L118 199H117V197H115V198H113L114 197V195H111L112 193H115L116 191L115 190H113ZM130 189L133 191H131L130 192ZM135 189V190H134ZM152 189H154V187L152 188ZM165 189V190H164ZM172 190V191H169V190ZM17 190V191H16ZM34 190H36V192L34 191ZM121 190H122V192H121ZM125 190V191H124ZM139 190V189H138ZM137 190V191H138ZM108 191V192H107ZM114 191V192H113ZM128 192V193H124V192ZM157 191V190H156ZM13 192V193H12ZM18 192H21V194L20 193H18ZM38 192V194H35V193H37ZM42 194H41V193ZM120 192H121V194H120ZM142 192V191H141ZM161 192V193H160ZM170 192V193H169ZM181 192V193H180ZM263 192H264V190H261V193H262V195H261V193L258 191V192H255V196H257L259 199H258V201H260L261 203H259V205L261 206H259L260 207V209L262 208V205L264 204V194H263ZM110 193V194H109ZM130 193V194H129ZM177 193V194H176ZM180 193V194H179ZM184 193H186V195H184ZM218 193V194H217ZM258 193V194H257ZM260 193V194H259ZM41 194V195H40ZM116 194V193H115ZM117 194L115 195V196H117ZM125 194V195H124ZM141 194V193H140ZM175 194V195H174ZM214 194V195H215ZM10 195V196H9ZM17 197H16V196ZM40 196V197H36V196ZM44 195V194H43ZM131 196V197H129V196ZM143 195V194H142ZM157 195V194H156ZM171 195V196H170ZM173 195V196H172ZM262 196L261 198H263V199H261L259 196ZM41 196H42V198H41ZM96 196V197H97ZM102 196V197H101ZM106 196V197H105ZM107 196H108V198H107ZM110 196H113V197H110ZM128 196V198L127 199H129L128 201L126 200V198L125 197H127ZM160 196V197H159ZM168 196H170L172 199H174V200H170V197H168ZM44 197V198H43ZM99 197H101V199H99ZM142 197L140 196L139 198L137 197V199H136V204L138 203V204H140V207H141V200H142ZM157 197V198H156ZM168 197V198H167ZM176 197V198H175ZM180 197H184L183 199H182V201L183 202H185L184 201V199L187 201V203L185 202V203H182V201L179 199ZM191 197V198H190ZM194 197V198H195ZM214 196L212 195V197L211 198H213ZM216 197H214L213 199H216ZM22 198V199H21ZM104 198V199H103ZM111 198H113V200L111 199ZM124 198H125V200H124ZM154 198H156V199H154ZM158 198L160 199V200H158ZM166 198V199H165ZM7 199H9V200H7ZM18 199V201H16ZM39 199H41V202H42V204H41V202L39 203L37 200H39ZM109 199H111L112 201H110ZM139 199H141L140 201H139ZM191 199V200H190ZM42 200H44V201H42ZM117 200V201H116ZM144 200H142V201H144ZM145 200V201H146ZM153 200V201H152ZM158 200V201H157ZM165 200L167 201V200H169V201H167V202H165ZM177 200V201H176ZM180 200V203H178V201ZM221 200H222V198H221ZM262 200V201H261ZM15 201H16V203H15ZM23 201V202H22ZM124 201H126L127 202V206L125 205V203L126 202H124ZM163 201H164V203H163ZM201 203H200V202ZM217 201V202H218ZM9 202H10V205H9ZM34 202H37V203H35L36 204V206H37V204H38V206L36 207L35 206V208H34V206H32V204L33 205H35L34 204ZM107 202H109V206H108V208H111V209H114L113 210V214L112 213H110V215L112 216L113 215V217H110L109 215H106V214H109V212H111V211H109L110 209H107L106 210V208H107V206H105V205H108V203ZM117 202V203H116ZM130 202V203H129ZM140 202V203H139ZM157 202V203H156ZM169 202H171L170 204H168V205H165V203H169ZM176 202V203H175ZM198 202V204H196ZM13 203V204H12ZM124 203V204H123ZM160 203H162V204H160ZM174 203V204H173ZM177 203L179 204V206H180V208L183 206V211L185 212H181L180 210L178 211L181 215H179L180 217H179V219H182V221H183V224L184 223H186L185 225H181V223H180V227H179V225H177V226H174L173 227V225H175V224H178L179 222H182V221H179L178 220V218L176 219L177 221H179V222H177V223H174L173 221H175V220H171V218H172V216H170V217H167V218H170V219H167V221H166V217L165 216H169V215H171V213H173V215H174V213H175V215L177 216V210H175L176 212H173L172 210H173V208H176V209H178V205H177ZM196 205H195V204ZM15 204V205H14ZM39 204H40V206H39ZM116 204H117V206H116ZM130 205V207H132L131 209V211H133L134 212V214H132V215H130L131 214V211H130V207H128L129 205ZM132 204V205H133ZM157 204V205H156ZM163 204H164V207H162L163 206ZM184 204H189V205H187V207L189 206V208H187L186 206H184ZM112 205V206H111ZM121 205H123V206H121ZM135 205V204H134ZM144 205V206H143ZM161 205V210L158 208L159 206ZM171 205H175V206H170ZM200 205H201V208H202V210L200 209V212L198 211V209H199V207H200ZM14 206H17L16 207V209H15V207ZM20 206V207H19ZM126 208H125V207ZM147 206H148V209H150V211L148 212L149 214H150V216H148L147 214V211H148V209H147ZM167 206H169V207H167ZM177 206V207H176ZM192 206V207H191ZM213 206V207H214ZM217 206H216V208H217ZM117 207V208H116ZM122 209H121V208ZM128 207V208H127ZM140 207H136V208H139L140 209ZM150 207V208H149ZM196 207L198 208V209H196ZM263 207H264V205H263ZM33 208V209H32ZM41 208H39V209H41ZM103 208H105V209H103ZM119 208L121 209V210H119ZM126 209V211L124 210V209ZM153 208V209H152ZM166 208V209H165ZM168 208H172V210L170 209H168ZM179 208V209H180ZM185 208H187V210L188 209H193V212L192 213H190L191 214V217L190 216H188V215H190L189 214V212H190V210L189 211H186V209ZM220 208H222L221 210H219ZM32 209V210H31ZM119 211H118V210ZM153 211H152V210ZM157 209H158V213H156V211H157ZM167 211V210H169V211H167V213L165 214V210ZM181 209V210H182ZM224 209V210H223ZM262 209H264V208H262ZM16 210V211H15ZM124 210V211H123ZM138 210V209H137ZM136 210V211H137ZM145 211V212H143V211ZM154 210H156L155 212H154ZM164 212H163V211ZM194 210H195V212H194ZM216 210H219V212L218 211H216ZM3 211H4V213H3ZM93 211L95 212V215H94V213H93ZM128 211V212H127ZM152 211V212H151ZM172 211V212H171ZM223 211V213H221V212ZM125 212H127V213H125ZM132 212V213H133ZM140 212H141V215H142V212L144 213V214H146V216L144 215V219H143V216H141L140 215ZM159 212H160V214H159ZM171 212V213H170ZM188 212V213H187ZM197 212H199V213H202V214H198L197 216H196V214H197ZM218 212V213H217ZM36 214V215H34V214ZM124 213V214H123ZM152 213H156L155 215L154 214H152ZM162 213V214H161ZM163 213L165 214L164 216H163ZM169 213V214H168ZM177 213V214H176ZM221 213V215H223V216H219V214ZM8 214H9V218H8ZM11 214H12V216H11ZM30 214H32V216L30 215ZM123 214V215H122ZM126 214V215H125ZM128 214V215H127ZM187 214V220H186V218L185 219H183L185 216L184 215H186ZM192 214L193 215H195V217L194 216H192ZM3 215V216H2ZM7 216V217H5V216ZM119 215H121V216H119ZM124 215L125 216H127V218H125L124 217ZM159 215H161L160 217H162V220L163 221H161V222H163V223H165L164 221H166V223L165 224H167L166 226H165V224H161V226H164V227H161V226H159L160 225V223L161 222H159L158 224H154L155 222V220H153L152 219V216H153V218H159V217H157V216ZM174 215V216H175ZM199 215H200V217H199ZM202 215V216H201ZM13 218V219H11V217ZM30 216V217H29ZM123 216V217H122ZM156 216V217H155ZM174 216H173V218H174ZM217 216L218 217H222L223 218V221L221 220V222L223 223L224 221V224L226 223V225H225V227H223V225L224 224H219L220 222H219V219H222V218H219V219H217ZM2 217V218H1ZM5 217V218H4ZM32 217V218H31ZM102 217L104 218V219H102ZM140 217L143 219V220H145V222L146 223H148L149 221H150V219H151V221H150V223L149 224H152L153 223V226H154V229H152V228H150V229H152V231L154 232V233H152V231L149 229V227H146V228H148V230L146 229H144L143 227H145L144 225H143V220L142 219H140ZM147 218V220H146V218ZM164 217V218H163ZM193 217V218H192ZM196 217H198V219L196 218ZM206 217V218H205ZM6 219V220H8V222L9 221H11V220H13V221H16V224L14 223L13 225V227L11 226L12 224H11V222H9V223H7V221L6 220H4V219ZM30 218H31V220H30ZM91 218V217H90ZM95 218H93V219H91L90 221H92V222H94L95 221ZM122 218L124 219V220H122ZM150 218V219H149ZM172 218V219H173ZM190 218V219H189ZM196 218V219H195ZM199 218L200 219H202V221L200 220L199 221V223H195V222H197V220H199ZM21 219V220H20ZM25 219V220H24ZM29 219V220H28ZM102 219V220H101ZM109 219H106V220H108L109 221ZM136 219V220H135ZM141 220V222H142V224H141V222H137V220ZM195 221L194 222V226H193V229H192V225H193V223L192 224H189V223H191V222H193V220ZM2 220V221H1ZM4 220V221H3ZM24 220V221H23ZM26 220H27V222H26ZM103 221V224L105 223L106 224V222H108V221ZM153 220V221H152ZM160 220H161V218H160ZM192 220V221H191ZM207 220H208V222H207ZM18 221V222H17ZM28 221H30V222H28ZM112 221H110L111 223H112ZM157 221H158V219H157ZM156 221V222H157ZM186 221V222H185ZM218 221V222H217ZM1 222H3V224L1 223ZM4 222L6 223L5 225H4ZM19 222L21 223V225L23 224L24 226H22L24 229L23 230H25V231H19L18 230V228H17V233H16V231H15V229L16 228H14L15 227V225L17 226V227H21V225L19 224ZM22 222H24V223H22ZM34 222V221H33ZM33 222H32V225H33ZM96 222H98V221H96ZM95 222V223H96ZM100 222V223H101ZM135 222H137V223H135ZM170 222H173V225H170L169 227H172V228H170V231L173 229H175L174 231H171V235L169 234V232H168V230L169 229H167L168 227V225L170 224ZM188 222V223H187ZM211 223V222H213V224L214 225H212V223L210 224V226L212 225L213 227L214 226H216L217 227V230H219V232L220 233H223V234H220L218 231H216V229L214 230V228H216V227H212V229L210 228V226H209V224H206V223ZM30 224V228L27 226V225H29ZM91 223L92 225H93V227H92V225H91V233L93 234L95 231H98L99 229L100 230H103L104 232H105V230L104 229H102V227L105 225H102L101 227L100 226H98L99 227V229L97 228V225L99 224L100 225V223ZM146 223H144V224H146ZM216 223V224H215ZM218 223V224H217ZM7 224L9 225V226H7ZM25 224H27V225H25ZM107 224H110L109 222L107 223ZM140 224H141V227L144 229H142L141 227H140ZM148 224V225H149ZM18 225H20V226H18ZM124 225H125V223H124ZM148 225H146V226H148ZM155 225H158V226H156L157 228H155ZM189 225H191V227L189 226ZM195 225H197V227L195 226ZM218 225H221L220 227L218 226ZM228 225V226H227ZM4 226V227H3ZM137 226V227H136ZM184 226L185 227H187L186 229L188 230V228L190 229V231H191V229L193 230V231H191L192 233L194 232L195 233V235H199L198 236V238H199V240H198V238L196 239L197 241L195 242V239H194V234H192L189 230L188 231H186V229L184 228ZM232 228H231V227ZM7 227V228H6ZM9 227H10V229H9ZM94 227H96V230L95 229H93L94 230V232L92 231V228H94ZM105 228L107 227V225L106 226H104ZM132 227V228H133ZM139 227V228H138ZM160 227V228H159ZM165 227H167V228H165ZM194 227H196V228H194ZM200 227V228H199ZM207 227H208V229H207ZM221 227H223V228H221ZM28 228V229H27ZM142 229V231H148V232H142L141 231V229ZM162 228H165V231H166V235L167 234H169V236L167 235L166 236V238H164L165 237V233L164 234H161L162 232ZM180 228H182L181 230H180ZM209 228H210V230H209ZM218 228H220V229H218ZM226 228V229H225ZM7 229V230H6ZM9 229V230H8ZM14 229V230H13ZM139 229V230H138ZM157 231H156V230ZM184 229V230H183ZM195 229H197V230H195ZM222 229V230H221ZM10 230H11V233H10ZM21 230H22V228H21ZM29 231V232H27V234H26V231ZM100 230H99V232H100ZM208 230V232L210 231V233H208V232H206ZM231 230V231H230ZM13 231H15V235H17L16 237L18 238L19 237V239L21 238V235H23L22 237L24 238L25 237V243H26V246H25V243L21 240V241H19L20 242V244L18 245V243L19 242H17L18 240L16 239V237H15V241L13 240V241H9L10 239L12 240V238H14V236L15 235H12V233H14ZM149 231H151V233L149 232ZM178 231L180 232V233H182L181 234V236H183V238L180 236V233H179V236L183 239L182 241H181V238L178 236ZM212 231H213V234H212ZM216 231V232H215ZM18 232H20V233H18ZM25 232V233H24ZM103 232V233H104ZM156 232V233H155ZM158 232H160V234L162 235V236H164V237H160L159 235V233ZM168 232V233H167ZM172 232H174V233H172ZM10 233V234H9ZM22 233H24V234H22ZM133 233H131V234H133ZM143 233H149L148 235H152L151 237H147L148 235L146 234V236H144V237H146V238H143V235H145V234H143ZM177 233V234H176ZM189 233V234H188ZM209 235V239H208V241L207 240H205L207 237H206V235ZM208 233V234H207ZM215 233V234H214ZM217 233L219 234V235H217ZM8 234L9 235H11V237H10V239H7V238H9L8 237ZM21 234V235H20ZM91 234V236L92 237H90L91 239L93 238V241L94 242H92V240H90L89 242H88V244H90V242L92 243L91 244V246L93 245V248L95 249V248H97V246H96V243L97 244H99L98 245V248L97 249H99V247L100 246H102L103 245V240L105 239V237H104V239L102 240V242H101V239L103 238V236H105V234L104 235H102L101 234V237L102 238H100V234L98 235V234H96V232H95V234L94 235H96L95 237H97L98 236V239L97 240H94L95 238H94V236ZM141 234H143V235H141ZM154 234V235H153ZM157 234H159V235H157ZM173 234V235H172ZM175 234L178 236H175ZM184 234V235H183ZM7 235V236H6ZM20 235V236H19ZM135 235V234H134ZM185 235L186 236H188V238H189V236L191 237V236H193V238L191 237V238H187V239H185L186 237H185ZM203 235H205L204 237H203ZM216 235V236H215ZM221 235V236H220ZM157 238H156V237ZM210 236L212 237L211 239H210ZM218 236V237H217ZM141 237V238H140ZM201 237L203 238V239H201ZM206 237V238H205ZM214 237V238H213ZM220 237V238H219ZM147 238H149L148 240H150V239H152V240H150V241H146L147 240ZM161 238H164L163 239V241H162V239ZM178 238H179V240H180V242H179V240H178ZM22 239V238H21ZM156 239V240H155ZM161 239V240H160ZM167 239H169V241L167 240ZM173 239V240H172ZM200 239H201V241H202V243H200L199 244V241H200ZM213 239H214V241H216V247H215V245H213L214 244V241H213ZM9 241V243L11 244V246H10V244L8 243V241ZM17 240V241H16ZM100 241V243H101V245H100V243H99V241ZM171 240H172V242L173 243H171ZM178 240V241H177ZM203 240L205 241V242H203ZM160 241V243L162 244V242L166 245H161L160 243H158ZM162 241V242H161ZM185 241V242H184ZM209 241H211V243L209 242ZM213 241V242H212ZM15 243L14 244V246H13V244L12 243ZM23 243V245H22V243ZM128 243V245H129V240L127 241ZM153 242V243H152ZM189 242H191L190 244H189ZM195 242V243H194ZM210 243L211 244V246L209 245L208 246V244L207 243ZM261 242V241H260ZM259 242V245L258 246H260V245H262V242L260 243ZM8 243V244H7ZM136 243H130L131 245H132V247H131V245H129V248H130V250L128 249V245H126L127 247H125V245H124V247H122L121 248V253H122V255H121V253H119L120 255H118V257H117V253L118 252H120V251H118L116 254H114V252H115V250L117 249V248H111L108 252H110L109 254H112V256L114 257V258H116V259H114V260H116L115 261V263L114 264H120L121 263V261L123 262V263H125V264H127V262L129 263V264H131L130 262H132L133 263V261L135 262V260L137 261V264H138V261H139V264H146L148 261L150 262V260H152L151 258L153 257V260L154 259H157V257H158V255L160 256V257H162L163 255H160V254H157V256H155L154 257V255L152 256L151 254L153 253H150L147 249L146 250H144L145 248L143 247V246H140V245H142L141 243H140V245L139 246H137V249L135 248V246H136ZM180 243V244H179ZM197 243H198V245H200V246H198L197 245ZM204 243H206V246H208V247H204V250H205V254L203 255V254H201V252H203V249H200V247L202 248L203 246H204ZM168 244V245H167ZM183 244V245H182ZM202 244V245H201ZM7 245V246H6ZM9 245V246H8ZM20 245H22L23 247H24V251H23V253L25 252V254H26V256H25V254H23L21 251H22V246L20 247ZM172 245V246H171ZM180 246V248H179V246ZM88 246V248H90L91 250L89 251V250H87V253L85 254L84 253V255H80V256H76V255H72V256H67L66 257V260H65V262L67 261V263L68 264H78V262H79V264H81L82 263V259H83V257H85L83 260H85V259H87L86 260V262L85 261H83V263L85 262V264H89V262L91 261V260H93V261H91L90 262V264L93 262V263H95V261H94V259L95 260H98L97 258H100L99 260L103 263V262H105V260H104V256L102 255L101 257H97V256H99V254L98 253H96L95 251H97V250H93L89 245H87ZM96 246V247H95ZM134 246V247H133ZM157 246V247H156ZM158 246H159V248H158ZM162 246V247H161ZM258 246H256V247H258ZM264 244L262 245V248L264 249ZM8 249H7V248ZM138 247H139V249H140V251H141V248H144L143 249V251H147V252H149L148 254H146L145 252H141V254H136V253H140V251H138ZM141 247V248H140ZM161 247V248H160ZM166 247V248H165ZM197 247L199 248V250H201V252H200V254L201 255H203L202 257H201V255L198 253V255H194V254H196L197 253V251H195V250H198L197 249ZM212 247V248H211ZM213 247H214V249H213ZM261 247V246H260ZM127 248V249H126ZM156 248V249H155ZM163 248V250H161ZM175 248V249H174ZM112 249H113V251H112ZM120 248H118V250H119ZM122 249H124V250H122ZM134 249V250H133ZM167 249H168V251H167ZM188 251H187V250ZM173 250V251H172ZM262 250V249H261ZM93 251H94V253H93ZM112 251V252H111ZM117 251V250H116ZM123 251V252H122ZM136 253H135V252ZM153 251V250H152ZM167 251V252H166ZM187 251V252H186ZM264 251V250H263ZM262 251V252H263ZM88 252H92L91 254L90 253H88ZM125 252H129V254L128 255H131V260L129 259V256H127V259L125 258L126 257V255H127V253H125ZM132 252V253H131ZM186 252V253H185ZM194 252V253H193ZM19 253V254H18ZM22 253V254H21ZM31 253H32V251H31ZM136 254L137 255V258H136V256L134 257V259H133V254ZM173 253V254H172ZM20 256V254H21V256L20 257H24V259H22V258H20L18 255ZM87 254H89V255H87ZM94 254H96V257L94 256ZM98 254V255H97ZM126 254V255H125ZM142 254H144L143 256H142ZM169 254V255H168ZM3 255V256H2ZM7 255H9V256H7ZM13 255H16L17 256V258H16V256H13ZM86 255V256H85ZM150 255V256H149ZM173 255V256H172ZM199 255H200V257H199ZM212 255V254H211ZM6 256V257H5ZM11 256H13L14 257V260H13V257L11 258ZM83 256V257H82ZM92 256V257H91ZM93 256H94V259H91V258H93ZM120 256V257H119ZM125 256V257H124ZM152 256V257H151ZM165 256V255H164ZM172 257L173 259H175L174 261L172 260V258H169V257ZM194 256H195V258H194ZM262 257H263V259L261 258V257H259V259H258V262L259 261H261V262H259V263H261V264H263V261H264V252L262 253V255H261ZM1 257H4V258H1ZM79 257H82L81 259L79 258ZM90 258V260H89V258ZM144 257H146V258H144ZM160 257H159V261L160 260H162V261H160V262H163V259L161 258L160 259ZM9 258L10 260L8 261L7 259ZM18 258H19V260H18ZM103 258V259H102ZM121 258V259H120ZM125 258V259H124ZM200 258H202V259H200ZM2 259V260H1ZM5 259V260H4ZM12 259V260H11ZM17 259V260H16ZM123 259L125 260V261H123ZM128 259L130 260V261H128ZM148 259V260H147ZM165 259H164V261H165ZM184 259V260H183ZM193 259H195L194 261H193ZM200 259V260H199ZM89 260V261H88ZM104 260V261H103ZM127 260V261H126ZM147 260V261H146ZM152 260V261H153ZM171 260V262H169V261ZM205 260V259H204ZM263 260V261H262ZM8 261V262H7ZM13 261V262H12ZM152 261H151V263H148V264H152ZM158 260H157V262L160 264V262H159ZM165 261V262H166ZM12 262V263H11ZM156 262V261H155ZM155 262H153V264L155 263ZM156 262V263H157ZM165 262H164V264H165ZM167 262H166V264H167ZM177 262V263H176ZM16 263V262H15ZM16 263V264H17ZM82 263V264H83ZM92 263V264H93ZM123 263H121V264H123ZM155 263V264H156ZM157 263V264H158ZM198 263V262H197ZM197 263H195V264H197ZM162 264V263H161ZM199 264V263H198Z\"/></svg>","mask_w":264,"mask_h":264},{"label":"bare ground","instance_id":"bare-ground-1","mask_svg":"<svg viewBox=\"0 0 264 264\" xmlns=\"http://www.w3.org/2000/svg\"><path fill=\"white\" fill-rule=\"evenodd\" d=\"M26 1V0H25ZM30 1V0H29ZM29 1H27V2H29ZM71 1V0H70ZM74 2H75V0H73ZM77 1V5H76V7H75V10H74V13L77 15V13L78 12H82L83 10H88V9H86V8H93V9H100L101 10V8H104L105 7V5H107L108 3H109V1L108 0H76ZM111 1V0H110ZM124 1V0H123ZM129 1V0H128ZM127 0L125 1V3L127 2V3H129L130 4V6H129V4L127 5V7H130V8H126V5L125 6H123V8H126L125 10L127 11L128 9V11H127V14H128V12H129V14L128 15H130V17L131 16H133L134 17V20H135V18L138 20V21H135V23H134V21L132 22V23H130V21L128 22V23H130V24H128L130 27H131V25H133V26H135V28H137V32H138V30H140V32L141 31H143L144 32V28L145 27H147V28H145L146 30H147V32L150 30V26L148 25V16L149 15H152V14H149V13H151V11L152 10H155L154 8L156 7V9H157V13L159 14L160 12L159 11H163L165 8L164 7H167V6H164L163 8H162V6H160L163 2H161L160 0H131L130 2H128ZM162 1H165V0H162ZM176 1V0H175ZM216 0H186V2H187V5L185 6V7H182L181 8V10L179 9V7H176V10H170L171 11V14L173 13V15L175 16L174 17V19H173V21H171L172 19H170V18H167L166 16L165 17H158L157 15L158 14H154V12L152 11V13H153V16H155V18L156 17H158V18H156L157 19V21H156V19L155 20H152V18H153V16H149L150 18V20H152L153 22L154 21H156V23H155V30H156V33H154L153 34V36H152V39H151V41H149V42H144V40L145 39H143L144 38V35H146V34H148L147 32H144V33H146V34H142V32L140 33V35H142V37L143 38H141V36H139L142 40H143V43H142V41H141V44L142 45H144L142 48H143V52H147L148 53V51L149 52H151V50H153V51H161L162 49L163 50H165V46H163L162 47V49L159 47V44H160V42L163 40H165V42L164 43H168L169 41L171 42V40L176 36V34L177 33H179L180 31H183L184 29H185V26L186 25H189V26H191L189 23H190V21L191 20H195V19H197V17H196V14L197 13H201V15L202 16H205V14H208V13H210L211 11H212V7H213V4H215L214 2H215ZM220 0H218V2H219ZM256 1V0H255ZM23 2V1H22ZM159 2H161L160 3V5L158 4ZM166 2L167 1H165L162 5H164V4H166ZM169 2H170V0H168V3L167 4H169ZM185 2V3H186ZM250 2V1H249ZM113 3H115V5H116V7H118V8H122L121 6H122V4H120V5H118L119 3H117V1L116 2H112V4ZM121 3V2H120ZM124 3V4H125ZM192 3V4H191ZM244 3V2H243ZM258 3V2H257ZM263 3H264V1H263ZM111 4V5H112ZM157 4L160 6V10H158V8H157ZM166 4V5H167ZM220 4V3H219ZM251 4H253V3H250V5ZM74 5V4H73ZM72 5V6H73ZM109 5H110V3H109ZM170 5V4H169ZM257 5H259V4H256V6ZM19 6V5H18ZM26 6V5H25ZM120 6V7H119ZM9 8H10V5L8 6ZM12 7V6H11ZM113 7H114V4H113ZM260 7V10H261V12L260 13H262L263 15H264V4L261 6H259ZM68 8V7H67ZM107 8V7H106ZM214 8V7H213ZM219 7H216V9H218ZM114 9V8H113ZM162 9V10H161ZM258 9V8H257ZM257 9H255L256 11H258ZM110 9H108L107 10V12L109 11ZM120 11V9H115V11ZM214 10V9H213ZM68 11V10H67ZM70 11H72V10H70ZM114 11V10H113ZM113 11H110L111 12V14H110V12H108L109 14H110V17L112 16V15H114V14H117V13H114ZM116 11V12H117ZM118 11V12H119ZM122 11V10H121ZM125 11V12H126ZM156 11V10H155ZM178 11H180V12H178ZM105 12V11H104ZM112 12L114 13V14H112ZM125 12H123V13H125ZM213 12H215V10L213 11ZM213 12H211V13H213ZM216 12H218V10L216 11ZM216 12L215 13H213V14H216ZM97 13V12H96ZM101 13V12H100ZM107 13V14H108ZM165 13H168V12H165ZM87 14H88V12H87ZM86 14V15H87ZM103 14V13H102ZM108 14V15H109ZM126 14V13H125ZM126 14V15H127ZM149 14V15H148ZM162 14V12L160 13V15ZM83 15H85V12H84V14ZM89 15V14H88ZM91 15V14H90ZM117 15H119V14H117ZM122 15L123 14H121V15H119V16H121L122 17ZM211 15V14H210ZM11 16H12V13H11ZM16 16V15H15ZM116 16V15H115ZM168 16V15H167ZM199 16V15H198ZM14 17V16H13ZM69 17H71V16H69ZM78 17V16H77ZM117 17L118 16H116L115 18L117 19ZM125 17H128V16H125ZM124 16H123V20H125L126 18H125ZM129 17V18H130ZM194 17H196L195 19H194ZM208 17H209V15H208ZM211 17V16H210ZM215 17V16H214ZM14 18H16V17H14ZM113 18V17H112ZM119 18V17H118ZM132 18V17H131ZM207 18V17H206ZM212 18H213V16H212ZM68 19V18H67ZM122 19V18H121ZM121 19H119V20H121ZM211 19V18H210ZM13 20H15V19H13ZM66 20V19H65ZM76 20V19H75ZM74 20V21H75ZM119 20H116V21H119ZM131 20V19H130ZM148 20V21H147ZM200 20V19H199ZM207 20H208V18H207ZM207 20H206V22H207ZM213 22L210 20V22H212V24L215 22V19L213 18ZM127 21L128 20H126V24H127ZM152 21H150L149 23H151ZM192 21V22H193ZM205 21V20H204ZM203 20H202V22H204ZM68 22V21H67ZM120 23L119 24H123V23H125V22H121V21H119ZM152 22V23H153ZM189 22V23H188ZM195 22H197V21H195ZM263 22V21H262ZM72 23H74V22H72ZM114 23H116L115 22V19H114ZM118 23V22H117ZM116 23V24H117ZM152 23H151V25H152ZM188 23V24H187ZM209 23V22H208ZM264 23V22H263ZM118 25V24H117ZM124 25V24H123ZM127 25V26H128ZM195 25H197V24H195ZM193 26L192 25V27H196V26ZM199 25H200V23H199ZM65 26V25H64ZM119 26V25H118ZM126 26V25H125ZM153 26V25H152ZM188 26V27H189ZM213 26V25H212ZM212 26H211V28H210V26L209 27H206V28H209V29H213L214 28V26H213V28H212ZM263 27H260V29L259 30H262V33L261 34H257V35H259V37L257 36V39L255 38V42H254V44H253V49H252V52L249 54V51H250V49H249V51L247 52V55L248 56H246L245 58V64L243 65V67H242V69H241V73H242V75H241V80H240V84H239V88H238V91H240L241 90V92H243V91H246V90H248L249 88H257V86L258 85H260L261 86V84H262V88H263V86H264V82H263V78H261V79H258L257 80V78L255 77V68H256V66H257V64H259V68H258V70H261V71H259L260 73H264V24L262 25ZM192 27H189V28H191V29H187V30H189V32H191L190 30H192L193 29V31L192 32H194L196 29H194V28H192ZM198 27V26H197ZM69 28V27H68ZM116 28V27H115ZM117 28H122L121 26L120 27H117ZM133 27H131V29H132ZM134 28V29H135ZM124 30H125V28H123ZM133 29V31H134V33H137V32H135L136 30H134ZM10 30V29H9ZM8 30V31H9ZM115 30V29H114ZM118 30V29H117ZM130 29L128 28V31H129ZM145 30V31H146ZM204 30V31H203ZM207 30L208 29H206L205 30V28H203L202 29V31L203 32H207ZM15 30H13V32H14ZM116 31V30H115ZM120 31H121V29H120ZM123 31V30H122ZM126 31H127V28H126ZM197 32L199 31V28H198V30H196ZM210 31V30H209ZM208 31V32H209ZM212 31V30H211ZM119 32V31H118ZM131 33H132V31H130ZM187 32V31H186ZM202 32V34L204 35V33ZM240 32V31H239ZM249 32V31H248ZM124 33V32H123ZM134 33H132V34H134ZM139 33V32H138ZM188 33V32H187ZM195 33V32H194ZM194 33L192 34V38H193V40H195L194 38L196 37L195 35H194ZM236 32H234L233 34H235ZM242 33H244V32H242ZM115 34H118V33H115ZM119 34H120V32H119ZM122 34V33H121ZM131 34V35H132ZM182 34V33H181ZM181 34H179V35H181ZM189 34V33H188ZM188 34H186V35H188ZM256 34V33H255ZM129 35V33L127 34V35H125V36H128ZM135 35V34H134ZM200 35H201V31H200ZM199 35V36H200ZM206 35V34H205ZM205 35L204 36H202V39H203V37H205ZM247 35V34H246ZM250 35H252V34H250ZM261 35V36H260ZM114 36H116V35H114ZM120 36H122V35H118V37H120ZM125 36L123 35V37H124V40H127V38H125ZM138 36V35H137ZM135 37V39L134 40H136V39H138V42L137 41H134V42H132V43H134L135 44V42L137 43V45L134 47V48H137V47H139L141 44H139V41H140V39L138 38V37ZM190 36H191V33H190ZM195 36V37H194ZM234 36H236V34L234 35ZM130 37V36H129ZM129 37H128V40H129ZM183 37V36H182ZM181 37V38H182ZM236 37H238V36H236ZM246 37V36H245ZM252 37L253 36H251V38L250 39H252ZM254 37H256V35H254ZM59 38V37H58ZM131 39H133L132 37H130ZM187 38H191V37H188L187 36ZM199 38H201V36L199 37ZM199 38H198V40L197 41H195V42H197L198 43V41H199ZM247 38H248V36H247ZM248 38V39H249ZM114 39V38H113ZM116 39V38H115ZM120 38H118V40H119ZM176 39V38H175ZM180 39V38H179ZM184 39H185V34H184ZM183 39V44L185 43L186 44V42H184L185 40ZM233 39H234V37H233ZM237 39V38H236ZM236 39H234V40H236ZM240 39V38H239ZM247 39V40H248ZM120 40H123V38L121 37V39ZM120 40H119V42H120ZM127 40V41H128ZM174 40V39H173ZM180 40H182V39H180ZM188 40V39H187ZM201 40V39H200ZM204 40V39H203ZM241 40V39H240ZM246 40V39H245ZM254 40V39H253ZM126 41V42H127ZM131 40H129V43L131 44V42H130ZM236 41H238V40H236ZM252 41V40H251ZM113 42H115V40L113 41ZM113 42H110L111 44L113 43ZM118 42V41H117ZM126 42H124V44L126 43ZM170 42L168 43V44H170ZM176 43H177V40L175 41ZM65 43V42H64ZM122 42H120V43H117L119 46H120V44H121ZM128 43V42H127ZM172 43V42H171ZM176 43H174V44H176ZM190 43V42H189ZM199 43H201L200 41H199ZM198 43V45L200 46V44ZM239 43H242V42H240L239 41ZM107 44V43H106ZM103 45L102 44V46L103 47H105V46H107V47H109L110 48V46H111V50H112V47L114 46V45H109V43H108V45ZM114 44V43H113ZM133 44V45H134ZM167 44V46H169ZM173 44V43H172ZM171 44V45H172ZM181 44V42L178 44L177 43V45H175V46H178V45H180ZM185 44L184 45H182L181 44V47H183V46H185ZM202 45H203V42L201 43ZM244 44V43H243ZM252 44V42L249 44V45H251ZM122 45V44H121ZM127 45V44H126ZM189 45V44H188ZM191 45H192V43H191ZM194 45H195V43H194ZM201 45V46H202ZM204 45H205V49H206V47H207V45H206V42H204ZM247 45V44H246ZM248 45V46H249ZM2 46H4V45H2ZM2 46H0V47H2ZM57 46V45H56ZM102 46H101V48H102ZM116 47H117V45H115ZM114 46V48H116ZM187 46V45H186ZM190 46V45H189ZM200 46V50L203 48V46L201 47ZM5 47V46H4ZM127 48H125V52L127 53V55L130 57V58H132V55L134 54L133 53V51L131 50H129V48H130V46L128 47V46H126ZM133 47V46H132ZM131 47V48H132ZM170 47V46H169ZM169 47H168V49H169ZM172 47V46H171ZM181 47H177V48H179V50H180V48ZM196 47H198L197 45H196ZM231 47V46H230ZM3 48V47H2ZM6 48H7V46H6ZM117 48H119V47H117ZM120 48H121V46H120ZM119 48V49H120ZM133 48V49H134ZM159 48V49H158ZM173 48V47H172ZM171 48V49H172ZM184 48H186V47H184ZM190 48V47H189ZM233 48V47H232ZM100 49V48H99ZM168 49H167V52H168ZM186 49H188V47L186 48ZM185 49V51H187ZM190 49H193V47H191ZM189 49V50H190ZM205 49L203 48L202 50H204L205 51ZM53 50H54V48H53ZM102 50H106V49H103L102 48ZM108 51H109V49H107ZM107 50H106V52H107ZM118 50V49H117ZM120 50H124V49H120ZM120 50H118L117 52H118V54L117 55H119V56H121L120 54H119V51ZM135 50V49H134ZM162 50V51H163ZM170 50V49H169ZM178 50V51H179ZM182 50V49H181ZM198 50H199V48H198ZM197 50V48H196V51H198ZM201 50V52H204V51H202ZM240 50V49H239ZM3 51H4V48H3ZM99 50H97V52H98ZM113 51V50H112ZM116 51V50H115ZM131 53H133V54H130V52ZM177 51V50H176ZM244 51H245V49H244ZM0 52H2V51H0ZM103 52V51H102ZM102 52H99L98 54H97V56L99 55V59H98V61L97 62H95V63H93L92 64V70H89V72H88V74L86 73V76L84 77V86L85 87H83L82 86V88H84V89H82V90H95V92H94V94H93V97L89 100V101H87V102H84V103H80V104H78L77 103V105L76 106H73V110L71 111V112H69L68 113V111H67V113H66V115L62 118V121H63V123H64V125L67 127V131H65L66 133H65V135L64 136H66V137H64V138H66L65 140H64V142L62 143V144H60V146H55V147H57V148H53V149H50L49 151H41V152H38V150H37V152L36 153H40V157H41V161H39V162H41L40 163V165L37 167L38 168V174L40 175V176H38L37 174V177H39V179H38V181H40V183L39 184H37L36 183V181H35V183L37 184V185H42V187L43 188H41V189H43L42 190V192H43V194H42V196H45V198L44 199H46V202L44 203V204H42V202H41V199H39V200H37L39 203L41 202V204L43 205L42 206V208L41 207H39V208H41V209H39L37 206H38V204H37V206H36V204L35 203H37V202H34V204L35 205H33L32 204V206H34V208H35V206L37 207V211H33V212H39L37 215L36 214H34V215H36L37 216V218L35 219V220H33V221H31V230H30V233H28V237L27 236H25L26 237V239H28V240H26L27 241V249L28 250H26L27 251V253H28V251H29V255H28V257L26 256V254H25V252L23 253V251L25 250L24 249V247L26 246V243L24 242L25 240V237L23 238L22 236L23 235H21V238L19 239V237L17 238L16 236L17 235H15L16 233H17V231L19 230L20 232L22 231H25V230H23L24 228L22 227V226H24L23 224L21 225V223L19 222V224L21 225V227L19 228V227H17L16 225V221H13V220H11V221H9V222H11V226L13 227L14 225V223L16 224L15 225V227L14 228H16L15 229V231L17 230V228H18V230L16 231V233H15V231H13L14 233H12V235H15L14 236V238H12L11 237V235H9L10 233H11V230H10V233L8 234V237L9 238H7V239H10V237L12 238V240L10 239L9 241L11 242V241H13L14 239H15V237H16V239L18 240H16L17 242H19V241H23L24 243H25V246L23 247L22 245H23V243H22V245H20V247L22 246V253L23 254H25V256L27 257V259H25V260H19V258H18V260L20 261L19 263L20 264H68L67 263V261L65 262V260H66V257L67 256H72V255H76V256H80V255H84V253L86 252L87 253V250H91L90 248H88V246L87 245H89L93 250H97V251H95L96 253H98L99 254V256H97V257H101L102 255L104 256V260H105V262H101L102 260L100 259V258H97L98 260H95L94 259V256L96 257V254H94V256H93V258H91V259H94V261H95V263H93V264H114L115 263V261L116 260H114V259H116V258H114L113 256H112V254H109L110 252H108L111 248H117L116 250H115V252H114V254H116L118 251H120L121 250V248L122 247H124V245H125V247H127L126 245H128L127 243V241L129 240V242L131 243H136V241H137V239H138V234H136L137 233V229H135L134 231L136 232V233H133V232H131V233H133V234H131V233H129L130 231H132L133 229H134V227H135V225H138L139 226V223H137V222H141V220L140 219H142L141 217H140V219L139 220H137V222H135V223H137V224H134L133 223V225L131 226V223L129 224V223H127L126 221L128 220V218L130 217V216H128V218H127V216H125L124 215V217L125 218H127V220L125 219H123L122 218V220H124V223H125V225H124V223H123V221H120V220H113L112 221V219L110 220L109 219V217H107L106 219H109V221L108 220H106V221H108L110 224H107L108 222H106V224L104 225L103 224V221H105V220H102V219H104L106 216H105V213H107L108 212V210L107 209H110L109 211H111V212H109V214H106V215H109L110 217H113V215L111 216L110 215V213H112L113 212V210L115 209H111V208H108V206H109V202H107L108 203V205H105V206H107V208H106V210L107 211H105V210H102L103 211V213H104V215L103 216H105L104 218L102 217V222L100 221V220H96V219H98L100 216H102V215H99V214H96L97 216H98V218H95V217H97L96 215H95V212L93 211V213H94V215H95V217L94 216H90V214H91V212L92 211H90V209L92 208L93 210H95L94 209V207H95V205H93L92 206V203L93 202H95V200H96V198H98V196H99V194H98V196H97V193L99 192L98 191V188H100V186L102 187V185H98V183L100 182H98L97 181V179H98V176L99 175H97V173H95V168H97L98 167V165H103L102 167H104L103 169H108V171H106V172H108V175H109V177L110 178H116V180H117V177L119 176V180H120V182H118V181H116V183H118L119 185L121 184V188H122V190L123 189H126V188H128V186H129V184H133L132 182H134L135 180H137V181H139L138 182V184L140 185V186H142L141 184H147V183H152V177L154 178L155 177V179H156V176H150L151 174L152 175H156L157 173L154 171V170H156L155 168H154V170L152 169V167H150V166H152V164H153V162H154V159H156L157 157L160 159V157L159 156H168V155H170V154H172V152H173V150H174V148L175 147H177L178 148V146H179V140L180 141H182V142H185L184 141V139L185 138H190L191 140L192 139H194L196 142H194L196 145H198V147L200 148V149H198L199 151V153H198V155H199V161H206L205 162V164L208 162V160L210 159V155H211V145H210V142H211V139H212V141H214V136H209V139L207 138V137H205V135H204V131L203 130H201V129H199L198 128V130H201V131H199V133H197V132H195L196 130V128H194V130L193 129H191L189 132H187L186 133V131L184 130L186 127H187V123H189V122H186L183 118V120H182V123H183V125L185 126H182V123H179V125H178V129L179 128H181L180 126H182V128L181 129H183V132L185 131V133L184 134H182L183 136H181V134H180V132H181V129H180V131H178L177 129H176V126H177V123L179 122V120L181 119V116H180V113H182V111L184 110V113L183 114H185L186 113V111L185 110H189V107H188V109H187V107H186V109H182V107L183 108H185L184 106H182V99H181V103H180V101H179V98L177 97L179 94H181V91H179V88H178V95H174V94H172V93H165V94H161V95H158L157 94V96H153V95H149L150 93L151 94H153L154 92H156V91H154L156 88L154 87L153 88V90L152 91H150L149 93H148V91H147V87H151V85L153 86V84H154V82L152 81V84L150 85V84H148V86L145 88L144 87V85L146 84V83H148L147 82V79H146V83L145 82H143V80L141 79V77H139V75H137V77L135 76V77H128V78H124V76L123 77H116V78H112V77H110V76H108V75H110V74H107L108 73V71L109 72H111V70H112V68L113 67H115L116 68V66H121V64H122V62H123V60H121L120 61V59H124L125 57V54H122V56L124 57H120V59H119V61L117 60L116 61V55H114V56H116L115 57V60L114 59H112V58H114V57H111L110 55L108 56L107 55V53L105 54V53H102ZM111 52V51H110ZM114 52V51H113ZM112 52V53H113ZM122 52V51H121ZM128 52H129V54H128ZM174 52V51H173ZM182 53H184L183 51H181ZM190 53H192V52H195V49L194 50H192V51H189ZM199 52V51H198ZM197 52V53H198ZM235 52V51H234ZM3 53V52H2ZM53 53V52H52ZM93 53H94V51H93ZM115 53V52H114ZM137 53V52H136ZM159 53V52H158ZM157 53V54H158ZM188 53V52H187ZM190 53H188V54H190ZM245 53V52H244ZM55 54V53H54ZM163 54V56L164 57H166L164 54L165 53H162ZM162 54L160 55V53L158 54L159 56H162ZM174 54V53H173ZM179 54H181V53H179ZM184 54H186V53H184ZM183 54V55H184ZM187 54V55H188ZM202 54V53H201ZM204 54V53H203ZM236 54V53H235ZM235 54H233V56H234V60L236 59L237 60V56L235 55ZM238 54V53H237ZM3 55V54H2ZM178 55V54H177ZM177 55L175 56L176 58H177ZM183 55H181L182 56V58H183ZM1 56V55H0ZM119 56H118V58H119ZM145 56V55H144ZM147 56V55H146ZM158 56V57H159ZM162 56V57H163ZM172 56H174V55H172ZM194 56H195V53H193V56H191L190 55V58H192L193 57V59H194ZM197 56H199V58H201L200 57V54H197ZM197 56H196V59H195V61L196 60H198L197 59ZM204 56V55H203ZM231 56V55H230ZM232 56V57H233ZM235 56H236V58H235ZM5 57V56H4ZM129 57L127 58V59H125L126 61H131L130 59H129ZM134 57H136V56H134ZM162 57H160L161 59H162ZM179 58H180V56H178ZM185 57H186V55H185ZM241 57H244V56H241ZM167 58V57H166ZM173 58V57H172ZM171 58V59H172ZM204 58V57H203ZM203 58L202 59H200L201 61L203 60ZM228 58V57H227ZM129 59V60H128ZM144 59V57L142 56V54H139V57H138V60H143ZM146 59V58H145ZM144 59V60H145ZM158 60H159V58H157ZM164 59V58H163ZM228 59H230V57L228 58ZM241 59V58H240ZM4 60V59H3ZM91 60H94V59H91ZM135 60H136V58H135ZM147 60H149L150 61V59L148 58ZM152 60V59H151ZM164 60H166V59H164ZM169 60H170V58H169ZM177 60H178V58H177ZM192 60V59H191ZM215 60V59H214ZM243 60V59H242ZM89 61H90V59H89ZM162 60H160V62H161ZM174 61V60H173ZM179 61H181V60H179ZM194 61V62H195ZM199 61V60H198ZM201 61H199V63H201ZM231 61H232V58H231ZM125 62V61H124ZM140 63H141V61H139ZM138 62V63H139ZM154 62V61H153ZM156 62H157V60H156ZM162 62H164V61H162ZM176 62V61H175ZM186 62H188L189 63V61H186ZM186 62H184V63H186ZM192 62V61H191ZM190 62V64L189 65H191L192 63ZM211 62V61H210ZM209 61H208V65H209V63H210ZM232 62H234V61H232ZM87 63V62H86ZM89 63V62H88ZM87 63V64H88ZM108 63V64H107ZM125 63H127V62H125ZM139 63V64H140ZM150 63V62H149ZM149 63H148V65H149ZM159 63V62H158ZM166 63V62H165ZM164 63V64H165ZM198 63V62H197ZM203 63V62H202ZM201 63V64H202ZM217 63H218V61H217ZM228 63H231L230 61H228ZM235 63V62H234ZM234 63H233V65H234ZM3 64V63H2ZM86 64V65H87ZM146 64V63H145ZM145 64H143V65H145ZM162 64V63H161ZM187 64V63H186ZM200 64V65H201ZM236 64V63H235ZM237 64H238V62H237ZM85 65V66H86ZM148 65H146V66H148ZM180 65V64H179ZM184 65V68L186 67L185 66V64H183ZM193 65L195 66V64L193 63ZM200 65H198L199 67V69H196V67H194L196 70H198L197 72L199 73V75L198 74H196L197 72L195 71V73H193V76H195L194 74H196V76L194 77L195 79H196V77H198V76H200V74H203V73H200V69H203V65L204 64H202L201 66ZM207 65V66H208ZM229 65V64H228ZM232 65V63H231V65H229L230 67L231 66H233ZM0 66H1V64H0ZM88 66V65H87ZM86 66V67H87ZM124 65H122V67H123ZM140 66V65H139ZM138 65H136V64H134V65H131L130 66V69L132 70V69H134V71L136 70V68L137 67H139ZM157 66V65H156ZM162 66H163V64H162ZM162 66H160V67H162ZM166 66V65H165ZM165 66H164V69H167V72H168V70H170L171 68H172V66H171V68H165ZM178 66V65H177ZM192 66V65H191ZM210 66V65H209ZM214 66H216L217 67V65H216V63H214ZM238 66V65H237ZM237 66H236V68H237ZM84 67V66H83ZM90 67H91V65H90ZM125 67H126V64H125ZM125 67H124V69H125ZM143 67V66H142ZM151 65L149 66V69H148V67H147V69L148 70H150V73H151ZM176 67V66H175ZM180 67V66H179ZM190 67V66H189ZM193 67V66H192ZM216 67L214 68V69H216ZM234 67H235V65H234ZM2 68V67H1ZM89 68V67H88ZM87 68V69H88ZM119 68V67H118ZM178 68V67H177ZM239 68H241V67H239ZM4 69H5V67H4ZM90 69V68H89ZM114 69V68H113ZM137 69H139V68H137ZM144 69V68H143ZM156 69V68H155ZM154 69V70H155ZM163 69V67L161 68V70ZM174 70H175V68H173ZM172 69V70H173ZM180 68H178V70H179ZM186 69H187V67H186ZM193 68H191V70H192ZM194 69V70H195ZM232 69H235V68H233L232 67ZM3 70V69H2ZM84 70H86V68L84 69ZM117 70V69H116ZM120 68H119V72H120ZM148 70H146V68H145V71H148ZM158 70V69H157ZM161 70H160V76L162 77V80L164 81V79H166V77L163 79V76H164V74L166 75V73H163L162 72V74H161ZM204 70V69H203ZM208 70V69H207ZM237 71H240V70H238V69H236ZM235 70V71H236ZM103 71H107V75L106 76H104L102 73H103ZM122 71H124L123 69H122ZM121 71V72H122ZM133 71V72H134ZM140 71V70H139ZM143 71V70H142ZM141 71V72H142ZM177 70H175V72H176ZM181 71V70H180ZM182 71H185L186 72V74L188 73L189 74V72H187L185 69L183 70V68H182ZM188 71H190V69H188ZM193 71V70H192ZM192 71H191V73H192ZM216 72H217V70H215ZM119 72H117V73H119ZM121 72H120V74H121ZM125 72V71H124ZM135 72H137V70L135 71ZM149 72V71H148ZM154 72V71H153ZM164 72H166L165 70H164ZM212 72V71H211ZM216 72L214 73V75H216ZM229 72H230V70H229ZM82 73V72H81ZM80 73V74H81ZM112 73V72H111ZM143 76L145 75V74H147L146 72H144L143 71ZM150 73L149 74H147L146 75V77L148 76V75H150ZM182 73V72H181ZM218 73V72H217ZM232 73V72H231ZM238 73V72H237ZM139 74V73H138ZM154 74V73H153ZM153 74L151 75L152 77H153V80H154V76H153ZM168 74V73H167ZM174 74V73H173ZM177 74H179L178 73V71H177ZM185 74V75H186ZM207 74H208V72H207ZM82 75V74H81ZM84 75V74H83ZM115 75V74H114ZM114 75H113V77H114ZM117 75H119V74H117ZM133 75H134V73H133ZM142 75V74H141ZM175 75H176V73H175ZM190 75H192V74H190ZM219 75V74H218ZM122 76V75H121ZM127 76H128V74H127ZM132 76V75H131ZM173 76V75H172ZM182 76H183V74H182ZM230 76V75H229ZM232 76V75H231ZM152 77H149L150 79L152 78ZM158 77H159V75L157 76V78H155V79H158ZM208 77V76H207ZM210 77V76H209ZM219 77H221L220 75H219ZM234 77V76H233ZM78 78V77H77ZM144 78V77H143ZM169 78H171L170 76H169ZM176 78H177V76H176ZM186 78V77H185ZM192 78V77H191ZM193 78V79H194ZM216 78V77H215ZM214 78V79H215ZM82 79V78H81ZM173 79V78H172ZM190 79V78H189ZM188 79V80H189ZM194 79V80H195ZM210 79V78H209ZM212 79V78H211ZM217 79H218V77H217ZM226 79H228V78H226ZM229 79H231L230 77H229ZM235 79H236V77H235ZM152 80V79H151ZM159 80V79H158ZM157 80V81H158ZM174 80H175V78H174ZM179 80V79H178ZM184 80V79H183ZM197 80H198V78H197ZM197 80H195V81H192L193 82V84H195L194 86H191V87H188V88H191V89H193V90H196V81ZM216 80V79H215ZM214 80V81H215ZM222 80V79H221ZM237 80V79H236ZM260 80V81H259ZM155 81V80H154ZM156 81V82H157ZM160 81V80H159ZM159 81L157 82V83H159ZM167 81H168V77H167ZM177 81V80H176ZM186 81V80H185ZM225 81H227V80H225ZM224 81V79H223V82H225ZM234 81V80H233ZM261 81L263 82V83H261ZM82 82V83H83ZM166 82V81H165ZM171 82H172V80H171ZM179 82V81H178ZM181 82V81H180ZM182 82H184V81H182ZM188 82V81H187ZM194 82H196V83H194ZM205 82V81H204ZM222 82V83H223ZM79 83V82H78ZM145 83V84H144ZM150 83V82H149ZM162 82L160 81V83L159 84H161ZM169 83H170V81H169ZM176 83V82H175ZM185 83V82H184ZM208 83V82H207ZM212 83H216L217 84V80L215 81V82H212ZM232 83H236L235 81L234 82H232ZM261 83V84H260ZM158 84V85H159ZM171 84V83H170ZM180 84V83H179ZM183 84V83H182ZM189 84H190V82H189ZM192 84V85H193ZM206 84V83H205ZM210 84V83H209ZM216 84H214V85H212L211 86V88L210 89H212V87H213V91H215L216 89H218V87H215L216 86ZM234 84H232V85H234ZM238 84V83H237ZM80 85V84H79ZM147 85V84H146ZM150 85V86H149ZM157 85V84H156ZM173 85H174V87H175V84L173 83ZM178 85V84H177ZM184 85V84H183ZM183 85L181 86V87H183ZM186 85V84H185ZM225 85V84H224ZM230 85V84H229ZM228 85V86H229ZM81 86V85H80ZM126 87V90L127 91H125V92H127V95L129 96L128 97V99H129V101H127L126 102V98L125 97H127L126 95L125 96H123L124 98H120L121 97V95L119 96V94H118V91L119 90H123V88L121 89V87ZM167 86V85H166ZM204 86H206V85H204L203 84V87ZM218 86V85H217ZM170 87V86H169ZM168 87V88H169ZM171 87H173L172 86V84H171ZM179 87V86H178ZM180 87V88H181ZM193 87V88H192ZM232 87V86H231ZM259 87V86H258ZM176 88V87H175ZM184 88H186V86L184 87ZM195 88V89H194ZM207 88V87H206ZM216 88V89H215ZM225 88H227V87H225ZM224 88V89H225ZM237 88V87H236ZM236 88H235V91H236ZM150 89H152V88H150ZM149 89V90H150ZM173 89V88H172ZM215 89V90H214ZM228 89V88H227ZM226 89V90H227ZM230 89H232V88H230ZM229 89V90H230ZM145 90H146V92H145ZM158 90H159V88H158ZM169 90V89H168ZM176 90V89H175ZM181 90H183V89H181ZM189 90V89H188ZM188 90H187V92H188ZM202 90H205L204 88L202 89L201 88V92H202ZM220 90V89H219ZM261 90H263V89H261ZM260 90V88H259V90L257 89V91H261ZM81 91V90H80ZM160 91H161V89H160ZM159 91V92H160ZM191 92H192V90H190ZM190 91H189V94H191L190 93ZM206 91V90H205ZM213 91H211L210 90V92L212 93ZM231 91V90H230ZM251 91V90H250ZM264 91V90H263ZM76 92V91H75ZM87 92V91H86ZM124 92V93H125ZM153 92V93H152ZM158 92V91H157ZM172 92V91H171ZM175 92V91H174ZM217 92V91H216ZM240 92V93H241ZM249 92V91H248ZM252 92H254V91H252ZM256 92V91H255ZM253 93V94H256V93H258V92H256V93ZM73 93V92H72ZM79 93V92H78ZM83 93V92H82ZM203 93V92H202ZM206 92H204V94H205ZM239 93V94H240ZM70 94V93H69ZM80 94V93H79ZM89 94V93H88ZM154 94H156V93H154ZM177 94V93H176ZM183 94H184V91H183ZM207 94V93H206ZM209 94V93H208ZM235 94H236V92H235ZM242 94V93H241ZM245 94V93H244ZM264 94V93H263ZM74 95V94H73ZM82 95V94H81ZM83 95H85V94H83ZM122 95H124V94H122ZM188 95V94H187ZM232 95H234V93L232 94ZM238 95V94H237ZM246 95V94H245ZM245 95H243V97L245 96ZM68 96H70L71 97V94L70 95H68ZM67 96V97H68ZM77 96H79V95H77ZM179 96H181V95H179ZM183 96V95H182ZM189 96V99H191V97H190V95H188ZM62 98H63V96H61ZM75 97V96H74ZM80 97V96H79ZM79 97L77 98V99H79ZM185 97V96H184ZM187 97V96H186ZM252 97V96H251ZM254 97V96H253ZM259 97V96H258ZM258 97L256 98V99H258ZM82 98V97H81ZM84 98V97H83ZM108 98V100L106 101L105 99H107ZM181 98V97H180ZM183 98V97H182ZM240 98H242V96L240 95ZM249 98V100L251 99L250 97H248ZM255 98V97H254ZM261 100H263L262 98H264V96H262L261 95ZM259 98V99H260ZM67 99V98H66ZM73 100H74V98H72ZM71 99V100H72ZM184 99V98H183ZM244 99V108H245V103H247L248 101H246V100H248L247 99V96H246V100H245V98H243ZM63 101L65 100V99H62ZM185 100V99H184ZM253 100V98L251 99V101ZM261 100L259 101V100H256L257 101V104L259 103V102H261ZM58 101V100H57ZM70 101V100H69ZM83 101V100H82ZM235 101V104L234 105H236V106H239V104H236V101L237 100H234ZM255 101V100H254ZM254 101H252V102H254ZM255 101V102H256ZM259 101V102H258ZM75 102H77V101H75ZM254 102V103H255ZM263 102V101H262ZM262 102H261V105H262ZM64 103V102H63ZM70 103V102H69ZM72 103H74V101H72L71 102V104ZM183 103H184V101H183ZM249 103V102H248ZM247 103V104H248ZM251 103V102H250ZM250 103L248 104L249 106H250ZM264 103V102H263ZM76 103H74L73 105H75ZM185 106H187L186 104H190V102L188 101V99L186 98V101H185ZM199 104V103H198ZM67 105V104H66ZM127 105V106H126ZM203 105V104H202ZM202 105H200V106H202ZM219 104H217L215 107H217ZM241 105H243V104H241ZM247 105V106H248ZM252 105V104H251ZM255 105V104H254ZM260 105V106H261ZM264 105V104H263ZM262 105V106H263ZM68 106V108H69V105H67ZM71 106V105H70ZM197 106H199V105H197ZM198 107L199 108V110H200V108L201 107ZM208 106L209 105H207V108L205 109V107H203L204 109H202V110H204V111H207V109H208ZM236 106H234L235 108H237ZM246 106V107H247ZM259 106V107H260ZM127 107H129V108H133L134 110H135V114L133 115V117L131 118V119H128L129 117H130V115H129V117L127 118V117H125V118H127L128 119V122H129V124L131 123L130 122V120H132V124H131V126L130 127H127L125 124H124V122H123V120L122 119H124L123 117H124V113L127 111ZM192 107V106H191ZM242 107V106H241ZM240 107V108H241ZM255 107H256V105L255 106H252V108H251V106L249 107V108H251L252 110H254L255 109ZM258 107V106H257ZM256 107V108H257ZM259 107L257 108V109H255L254 111H256L255 113L257 114V113H259L260 111H261V114L264 112V108L263 109H259ZM63 108V107H62ZM65 108V107H64ZM71 108V107H70ZM126 109V111L124 110L123 111V109ZM128 108V109H129ZM193 108V107H192ZM192 108H190V109H192ZM211 108H212V105H211ZM224 107H222V109H223ZM239 107H238V110L240 109ZM254 108V109H253ZM262 108V107H261ZM65 109H67V108H65ZM64 109V110H65ZM222 109L220 108V110L222 111ZM234 109V108H233ZM241 109H243V108H241ZM247 109H248V107H247ZM246 108L244 109V113L246 112L247 113V110ZM202 110H201V112H200V115L201 116H203V114L205 115V113H203L202 112ZM212 110H213V108H212ZM216 110V109H215ZM234 110H236V109H234ZM234 110H233V112H234ZM258 110H259V112H258ZM262 110H263V112H262ZM66 111V110H65ZM129 111V110H128ZM127 111V112H128ZM197 111V110H196ZM196 111H195V113H196ZM243 111V110H242ZM242 111L240 110V112H241V114H242ZM248 111H250V112H252L251 110H249L248 109ZM126 112V113H127ZM199 111H197V113H198ZM211 113V110H208L207 111V113L208 114H206L207 115V117H208V115H210V113ZM220 112V111H219ZM131 113V112H130ZM201 113H203V114H201ZM218 113V112H217ZM63 114H65V113H63ZM132 114H133V111H132ZM219 114V113H218ZM218 114H215L216 116L218 115ZM221 114H222V112H221ZM248 114H250V113H248ZM252 114V113H251ZM254 114V113H253ZM261 114L259 113V115L261 116ZM182 115V114H181ZM194 115V114H193ZM192 115V116H193ZM198 115V114H197ZM197 115H195L196 117H197ZM206 115H205V117H206ZM214 115V114H213ZM215 115H214V118H215ZM231 115H233V116H231ZM230 116L231 117H233V118H235L234 117V115H238V112H237V110H236V112L234 113V114H231ZM258 115V114H257ZM256 115V119H257V121H258V119L259 118H261V119H259V122H261L262 120H263V114H262V116L261 117H259V115L257 116ZM127 116V115H126ZM179 116H180V118H179ZM190 117L191 119V122L190 123H192V121H196V117H195V119L193 120V118H194V116L193 117ZM228 117V119H231V120H233L234 122H230V121H228V119H227V121H226V123L228 124L229 122L231 123V124H228V133H234L235 135H234V137H236V138H238V137H241L242 136V134L244 133L243 131H244V129H245V136H246V129H249L248 127H249V125L248 124H250V123H254L255 121H250V120H248V119H251L249 116V118L246 116V119L245 120H248V121H250V123H248V124H243V121H245L244 119H242L243 121H242V123L241 122H239V120H238V118L240 117V115H238L237 117V119L235 118V119H233V118H231V117ZM242 116H244V114L242 115ZM254 116V115H253ZM252 116V117H253ZM1 117V116H0ZM9 117V116H8ZM7 117V118H8ZM182 117H183V115H182ZM218 117V116H217ZM227 117V116H226ZM225 117V118H226ZM12 118H13V116H12ZM199 119H197V120H200V122L201 121H204L205 122V120H202L200 117H198ZM211 118V117H210ZM248 118V119H247ZM254 118H255V116H254ZM253 118V119H254ZM10 119V118H9ZM179 119V120H178ZM205 119H207V118H205ZM240 119V118H239ZM253 119H251V120H253ZM217 120V122L219 123V124H221V122H219L220 120H221V118H219V119H216ZM219 120V121H218ZM236 120V121H235ZM255 120V119H254ZM1 121V120H0ZM16 121V120H15ZM208 121H209V119H208ZM221 121H224V118L221 120ZM247 121V122H248ZM264 121V120H263ZM262 121V122H263ZM20 122V121H19ZM128 122H127V124H128ZM184 122H186V124H184ZM197 122V121H196ZM200 122H198V123H200ZM204 122H202V123H204ZM207 122V121H206ZM213 122V121H212ZM217 122L215 123L216 125L215 126H217ZM246 122V123H247ZM22 123V122H21ZM20 123V124H21ZM1 124V123H0ZM17 124H18V121H17ZM17 124H15V125H17ZM128 124V125H129ZM181 124V125H180ZM197 124V123H196ZM194 124V122H193V125H192V128H193V126L194 127H196L197 125L199 126V124ZM222 124H225V122L224 123H222ZM221 124V125H222ZM257 124V123H256ZM12 125V124H11ZM191 125H189L190 127H191ZM220 125V126H221ZM248 126L247 128H245V126ZM252 125H254V124H252ZM259 125H260V129L263 131V126H264V122L262 123V125L259 123ZM10 126V125H9ZM56 126V125H55ZM201 126H202V124H201ZM200 126V127H201ZM225 126V125H224ZM256 126V125H255ZM262 126V127H261ZM4 127V126H3ZM12 127H15V126H12ZM57 127H58V125H57ZM63 127V126H62ZM209 127V126H208ZM207 127V128H208ZM252 127H254V126H252ZM252 127L250 128L251 130H252ZM2 128V127H1ZM7 128V127H6ZM202 128V127H201ZM204 128V127H203ZM210 128V127H209ZM216 128L217 127H215V129L213 130V131H215L216 130ZM224 128V127H223ZM223 128H220V130L221 129H223ZM256 129H258L257 127H255ZM263 128V129H262ZM63 129H64V127H63ZM250 129H249V131H250ZM260 129H258V132L260 131ZM7 130V129H6ZM9 130H10V128H9ZM60 130V129H59ZM178 131V133L180 134V137H181V139H179V135L176 137V133H177V131ZM186 130H187V128H186ZM192 130H193V132H192ZM218 131H219V129H217ZM254 130V129H253ZM253 130H252V132H253ZM1 131V130H0ZM10 131H12V130H10ZM218 131H216V132H214V133H217ZM223 131V130H222ZM222 131H221V136L219 135V132L217 133L218 135H219V140H217V138H218V136L216 137V141H214V142H217L218 141V143L216 144V145H218L217 147H218V149H220V150H222L221 152L222 153H220L221 155L220 156H222V154H225V152L223 153V151L228 147L229 148V150H230V148L231 147H235V146H237V144L240 142L241 144H242V141H241V139H243V137H245V136H243V137H241L239 140L238 139H231V140H229V138H227V139H223L224 137H226V134H227V132H226V134H225V136L224 137H222L223 136V134H222ZM249 131H247L248 133H247V135L248 134H250L249 133ZM255 131V130H254ZM7 132H8V135H9V137H10V133H9V131L7 130ZM190 132H191V134L192 135H195V133H196V137L195 138H193V137H185V138H182V137H184L185 135H188V136H190ZM210 132V131H209ZM224 132V131H223ZM224 132V133H225ZM243 132V133H242ZM257 132V131H256ZM258 132H257V134H258ZM264 132V131H263ZM58 133H60V132H58ZM177 133V134H178ZM260 133V132H259ZM13 134V133H12ZM57 134V133H56ZM216 134V135H217ZM252 134H254V133H252ZM263 134V133H262ZM262 134L260 133V134H258V135H260L261 136V139L263 140V137H262ZM7 135V136H8ZM61 135V134H60ZM207 135H210V134H207ZM214 135V134H213ZM233 135V134H232ZM256 135V134H255ZM254 135V136H255ZM1 136V135H0ZM4 136V135H3ZM238 136V137H237ZM250 138L249 139H253L254 137H251L250 135H248ZM248 136H247V138H246V140L248 139ZM259 136V137H260ZM263 136H264V134H263ZM210 137H213V138H211L210 139ZM222 138V140H221V138ZM228 137V136H227ZM5 138H7V137H5ZM5 138H3L2 137V139L4 140ZM43 138V137H42ZM53 138V137H52ZM54 138H56V136H54ZM58 138V137H57ZM232 138H233V136H232ZM11 139H13V138H11ZM35 139V138H34ZM63 139V138H62ZM178 141H177V140ZM257 139V138H256ZM256 139H254V141H252V142H255V140ZM261 139H257V140H261ZM7 140H8V138H7ZM30 140V139H29ZM29 140L27 141L28 143H30L31 142V140H33L32 138H31V140H30V142H29ZM36 140V139H35ZM38 140V139H37ZM47 140V139H46ZM54 140V139H53ZM60 140V139H59ZM186 140V139H185ZM224 140H227V141H224ZM229 140V141H228ZM236 140H238L237 141V143H235V141ZM0 141H1V139H0ZM6 141V140H5ZM5 141H4V144H6V145H8V143L6 142L5 143ZM23 141H25V140H23ZM41 141V140H40ZM39 141V142H40ZM49 141V140H48ZM50 141H52V139L50 140ZM57 141V140H56ZM193 141V140H192ZM192 141L189 143L188 142V140H186V142H187V144L188 145H191V144H193L192 143ZM8 142H9V140H8ZM176 142H178V146H175V144H176ZM186 142H185V147L187 146L186 145ZM243 142H244V140H243ZM259 142V141H258ZM1 143H3V141H1ZM0 143V145H2ZM12 143H14L15 144V142H13V140H12ZM12 143H9V144H12ZM37 143V142H36ZM36 143H34L35 145H36ZM44 143H45V139H44ZM245 143V142H244ZM248 143H250L249 142V140H248ZM247 142L245 143V145L246 144H248ZM264 144V140H263V142L261 141V144ZM20 144V143H19ZM19 144H17V145H19ZM26 144V143H25ZM24 144V145H25ZM34 144H33V146H34ZM43 144V143H42ZM41 144V145H42ZM54 144V143H53ZM180 147L182 146V149H181V151L183 150V147H184V144H182L181 142H180ZM212 144V143H211ZM214 144V143H213ZM255 145L253 146V151L255 152H253L252 150H251V146H252V143H250L248 146L249 147H246V148H250L249 150H251L252 151V153H254V154H256V155H259V156H261V158L262 157H264V146H263V144L261 145V144H259L258 143V145H256V143H254ZM13 145V144H12ZM16 145V144H15ZM14 145V146H15ZM29 145V144H28ZM38 145V144H37ZM44 145V144H43ZM46 145V144H45ZM55 145V144H54ZM215 145V144H214ZM213 145V146H214ZM235 145V146H234ZM239 145V144H238ZM243 145V144H242ZM22 146H23V144H22ZM21 146V147H22ZM27 146V145H26ZM30 146V145H29ZM48 146V145H47ZM50 146V145H49ZM192 146V145H191ZM247 146V145H246ZM9 147V146H8ZM16 147V146H15ZM19 147V146H18ZM32 147V146H31ZM37 147V146H36ZM43 147V146H42ZM50 147H53L52 145L50 146ZM185 147H184V149H185ZM188 147V146H187ZM190 147V146H189ZM188 147V148H189ZM241 147H245L244 145L243 146H240L239 145V148L238 149H240ZM1 148H4V147H2L1 146ZM0 148V149H1ZM20 148V147H19ZM23 148H24V146H23ZM29 148V147H28ZM28 148H26V149H28ZM38 148V147H37ZM176 148V149H177ZM225 148V149H224ZM231 148L232 149V152H230V154H232L233 153V150L235 151L236 149L234 148ZM237 148V147H236ZM242 148V149H243ZM246 148H244V149H246ZM13 149V148H12ZM14 149H16V148H14ZM25 148H24V150L23 151H25L26 150ZM36 149V148H35ZM190 150H191V148H189ZM217 149V148H216ZM237 149V151H240V150H238ZM7 150V149H6ZM9 150H10V148H9ZM17 150H19V149H17ZM30 150V149H29ZM189 150V153H191V151ZM213 150L215 151V152H213ZM213 150H212V153L214 154V153H216L217 154V152H216V150L213 148ZM227 150V149H226ZM229 150H228V152L227 153H229ZM2 151H4V150H2ZM12 151V150H11ZM22 151V152H23ZM178 151V150H177ZM180 151V150H179ZM178 151V152H179ZM185 151V152H184ZM184 151H182L183 152V157H182V154L181 155H178L176 158H180V159H182V158H184V157H186V155H187V158H189V155H188V153H186V151H187V149L186 150H184ZM218 151V150H217ZM237 151H235L236 152V155H235V157H234V155H233V162H234V164H232L233 166H232V169H231V166H230V168H229V166H225L223 169L225 170L226 169V167H228L229 169H231V170H228V171H231V172H228V173H224V170L222 171V173H224V175L223 174H221L222 175V177L220 176V178H222L221 179V181L218 183V188H220V190H217V191H220L221 192V195H220V199L219 198H217V197H219L218 195H217V197H216V194H215V190L217 189L216 187H215V185L213 184V186H214V188H216V189H214V188H212V183H213V181L212 180H215L214 178L216 177H213V173H214V168H216V166H217V168L219 169H217L218 171V173H219V171H220V164H219V162H218V165H215V167L213 168V167H211L214 163H212L211 165H208V166H210L211 168H213L212 170H211V168L209 169L208 167H207V169H208V173H210L211 174V176H212V178L210 177V176H207L206 178H207V185L206 186H208L210 183H209V179L211 178V181H212V183H211V185H209V186H211L210 188H212V195L214 196V197H216V199H213V198H211L212 197V195H210V194H208V193H211L210 191L211 190H208L207 192L205 191V190H203L202 188H197L196 187V184L194 183L195 181H192L193 183H192V185L188 188L189 189V191H190V189L191 190H193V191H190L189 192V194L188 195H186V193H184V195H186V196H184L185 197V199L187 198V196H188V198H189V196H190V194L192 195L193 193H195V192H197V193H199L198 191H200L201 193H202V196H203V198L205 199V202H206V210L205 211H207V214L209 215V219L211 220V221H216V216L215 215H217V214H215V209H218L219 207L217 206V205H219L220 203H223V205L225 206V209H227V211L225 210V212H227V213H223V211L221 212V213H223V215L224 214H226L225 215V220L228 222V223H230L232 226H233V231H232V234L230 233V236H224L223 235V237H219L220 238V240H218L217 241V243L219 244V248H218V250H217V248H215L216 249V251H214V250H209V245L211 246V241H209L210 243H207L208 244V246H206V243H204V246L201 248L200 247V249H203V252H201V250H199V248L197 247V249L198 250H195V251H197V253L196 254H194V255H198V253L200 254V252H201V254H205V250H204V247H208L207 248V250L208 251H210L211 252V254H207V255H205L204 256V259L202 260V261H204V263L205 264H261V263H259V262H261V261H259L258 262V259H259V257H261L262 259H263V257L261 256L262 255V253L264 252L263 250V248H262V245L264 244V209H262V208H264L263 207V205H262V208L260 209V205L262 204L260 201H258V197L257 196H255V192H260L261 193V190H264V174H262L261 172H256V171H259V169L258 168H255L256 166H255V164L253 165V164H250V165H252V170L253 171H255L256 169H258V170H256L255 172H249V171H252L251 170V168H250V170L248 171V173L246 174V173H243V170L245 169L246 170V167H247V169H249V167H251L250 165H247L246 163L250 160V159H248L247 158V156H245L244 154H243V152H244V150H242V152L240 151V154L238 153L237 154ZM250 151V152H251ZM9 152V151H8ZM19 151H17V153H18ZM21 152V151H20ZM25 152H27V150L25 151ZM30 152H33V151H30ZM35 152H33V153H35ZM245 152H247V151H245ZM0 153H1V151H0ZM3 153V152H2ZM4 153H6V152H4ZM10 153V152H9ZM6 154H8V153H6ZM5 154V155H6ZM11 154H12V152H11ZM178 154V153H177ZM186 154V155H185ZM212 154V155H213ZM216 154H214V155H216ZM254 154H253V156H254ZM4 155V154H3ZM9 155V154H8ZM16 155H18V154H16ZM19 155H20V153H19ZM229 154H227V158L225 157H223L224 158V164H225V161H226V159H229V158H231L232 159V155H231V157L230 156H228ZM248 155H250V153H249V151H248ZM255 155V156H256ZM14 156H15V154H14ZM33 156V155H32ZM174 156H176V155H174ZM195 156V155H194ZM218 156V155H217ZM252 156V154H251V156H250V158L251 159H254V157ZM259 156H258V159H260L259 158ZM11 157H13V156H11ZM16 157V156H15ZM34 157V156H33ZM40 157H39V159H40ZM173 157V156H172ZM214 157V156H213ZM219 157V156H218ZM247 158V160H245L244 161V158ZM257 157V156H256ZM255 157V158H256ZM38 158V157H37ZM166 158V157H165ZM179 158H178V160L176 159V161L174 160V162L176 163H181V160H179ZM187 158H184V160H186ZM197 158H198V156H197ZM196 158V159H197ZM216 158V157H215ZM245 158V159H246ZM135 159H139L140 161H144L145 162V164H144V162L143 163H141V165H147L150 161H152V164L151 165H147V167H149L151 170H153V172H155L156 174H154L153 172L150 174L149 172H147L148 171V168L146 167V166H144L145 167V170H142V172L140 173V171L138 172V173H140L139 175L138 174H135V170H134V168H135V165H137V163H138V161L139 160H135ZM159 159H157L156 161H157V163H158V165L160 164L161 166H162V164L164 165V163L163 162H160L159 163ZM168 159V158H167ZM170 159H173V158H170ZM212 159V158H211ZM214 159V158H213ZM216 159H219L220 160V158H216ZM216 159H214V161H216ZM257 159V158H256ZM34 160V159H33ZM37 160V159H36ZM165 160V159H164ZM183 160V162H185V164H186V161H184ZM189 160V159H188ZM191 160H194V158H192ZM260 160H262L263 161V159H260ZM134 161H136V163L134 162ZM161 161H162V158H161ZM170 162H173V161H171V160H169ZM169 161H166V163H168ZM211 161V160H210ZM209 161V162H210ZM218 161V160H217ZM231 160L229 159V161H226L227 162V164H225V165H228V162H230ZM243 161H244V163H245V165H243L244 163H243ZM259 161V160H258ZM258 161H256V162H258ZM39 162H37V163H39ZM169 162V163H170ZM188 162V161H187ZM189 162H190V160H189ZM189 162L187 163V165H186V167L185 168H188L187 166L188 165H190L189 164ZM232 161H231V163H233ZM253 162H255V160L253 161ZM255 162V163H256ZM264 162V161H263ZM156 163V164H157ZM168 163V164H169ZM177 163H176V165H177ZM178 163V164H179ZM199 163V162H198ZM250 163H252V162H250ZM261 163V162H260ZM30 164V163H29ZM33 164V163H32ZM155 164V163H154ZM172 165H173V163H171ZM182 164V163H181ZM215 164H217L216 162H215ZM241 164L245 167L246 165V167L244 168L243 166V168H241V170H242V173H240L239 171H240V166H241ZM249 164V163H248ZM258 164H259V162H258ZM258 164H256L257 166H258ZM262 164V163H261ZM36 165V164H35ZM159 165V166H160ZM180 165V164H179ZM183 165V164H182ZM260 165V164H259ZM263 165H264V163H263ZM137 166H139V165H137ZM159 166H157L156 165V168L157 167H159ZM160 166V167H161ZM165 166V165H164ZM178 166V165H177ZM175 167V169L176 168H178V167ZM200 166V165H199ZM214 166V165H213ZM219 166V167H218ZM249 166V167H248ZM100 167V166H99ZM98 167V168H99ZM168 167V166H167ZM262 167V166H261ZM33 168H35V167H33ZM32 168V169H33ZM97 168V169H98ZM137 168V167H136ZM141 168H143V167H140L139 166V169H141ZM165 169H167L166 167H164ZM163 168V169H164ZM168 168H170L169 170H171V167H168ZM181 168H182V170L184 169L182 166H181ZM227 168V169H228ZM237 168V169H236ZM254 168H255V170H254ZM102 168L100 167V169H99V171L101 170ZM138 169V168H137ZM163 169L161 168V171H162V173H163ZM174 169V168H173ZM173 169H172V171H173ZM174 169V172L176 171V173H175V176H173L172 177V171H170V172H168V173H171V174H169V175H171V176H169L168 175V177H169V179H170V177L171 178H173V180H172V183H173V181H174V178H176L179 174L177 173V172H179L178 170L179 169H176L175 170ZM189 169H190V166H189ZM187 170V172L189 171V174H191L190 172V170ZM199 169V168H198ZM238 169H239V171H238ZM28 170V169H27ZM31 170V169H30ZM34 170V169H33ZM36 170V169H35ZM158 170V169H157ZM181 170V171H182ZM20 171V170H19ZM103 171V170H102ZM150 171V170H149ZM158 171H160V169L158 170ZM157 171V172H158ZM160 171V172H161ZM185 171V170H184ZM183 171V172H184ZM199 171V170H198ZM226 172H227V170H225ZM264 171V170H263ZM262 171V172H263ZM17 172H18V170H17ZM16 172V173H17ZM31 172V171H30ZM98 172V171H97ZM104 172V171H103ZM136 172V173H137ZM216 171H215V173H214V175H217V177H218V173H217ZM244 172H247V170L246 171H244ZM19 173V172H18ZM17 173V174H18ZM33 173V172H32ZM150 175H149V174ZM167 173V174H168ZM185 173H186V171H185ZM184 173V174H185ZM201 173V172H200ZM206 173H207V171H206ZM205 173V174H206ZM217 173V174H216ZM240 173V174H239ZM16 174V175H17ZM33 174H35V173H33ZM97 176H96V175ZM100 174V173H99ZM102 174V173H101ZM105 174H107V173H105L104 172V176H106ZM110 174H117L116 176H110ZM158 174H161V173H158ZM166 174V173H165ZM184 174L182 175V174H180V175H182L181 177L182 178H184ZM209 174V175H210ZM220 174V173H219ZM10 175H13L12 173H10V174H8V176L10 177ZM107 175V176H108ZM147 175H149L150 177H151V179H149L150 177L149 176H147ZM185 175H187L188 176V173L187 174H185ZM8 176H6V177H8ZM85 176H87V178H85V181H83L82 179H84L83 177H85ZM165 176V175H164ZM187 176H185V177H187ZM190 177L189 178H191L192 176L191 175H189ZM204 177H205V175H203ZM16 177V176H15ZM95 177V178H94ZM159 177V176H158ZM158 177H157V179H158ZM160 177H161V175H160ZM167 177V178H168ZM208 177H210L209 179H208ZM36 178V177H35ZM147 178V179H146ZM164 178V177H163ZM188 178V177H187ZM187 178H185L186 180H187ZM205 178V179H206ZM219 178V179H220ZM14 178H13V176H12V180H13ZM105 179H109V178H106L105 177ZM181 179V178H180ZM180 179H178L177 178V180H179V182L177 181V183H178V186H176V185H172L173 187H171V185L170 186H167V183L169 182H171V179H170V181L168 180V179H166V177L164 178V180H166V182H164L166 185H164V186H167L168 188H172V190H173V188H175L176 187V189H177V187H179V186H181L182 184H184L185 182H186V180H185V182H183L182 180H180ZM202 179H203V177H202ZM219 179H218V181H219ZM5 180V179H4ZM9 180H11V178L9 179ZM8 180V181H9ZM15 180V179H14ZM96 180V181H95ZM160 182H162L161 180H163L162 178L161 179H158ZM168 180V181H167ZM189 180V179H188ZM187 180V181H188ZM110 182H112L113 183V179H110L109 180ZM148 181V182H147ZM157 180H155V182H156ZM159 181H157L156 183H159ZM180 181L181 182H183L182 184L180 183ZM216 181H217V178H216ZM14 182V181H13ZM105 182V181H104ZM115 182V181H114ZM154 182V181H153ZM154 182V184L152 183V184H149V187H150V185H151V189L149 188L148 189V187H146V186H148V184L147 185H144L143 187H141V189L140 188H138L137 186H135V184H133L134 185V187H136L134 190V192L135 193H132V195H134L133 197H132V199H133V201H134V197H136L137 196V194H138V192L140 191V193H139V195L137 196L138 198L141 196H145L144 198H146V195H144V194H147V193H149V195L150 194H152V190H153V192H154V190H155V192L154 193H156V194H154V196H148V197H155V196H158V193H159V191H158V189H160L159 187H161V186H157V185H160L161 183H159V184H157L156 185V183ZM0 183H1V181H0ZM4 183V182H3ZM9 183H11V181L9 182ZM107 183V182H106ZM105 183V184H106ZM109 183V182H108ZM136 183V182H135ZM168 183V184H169ZM171 183V184H172ZM175 184H176V180H175V182H174ZM180 183V184H179ZM198 183V182H197ZM7 184V183H6ZM18 184V183H17ZM101 184H102V182H101ZM115 184V183H114ZM163 184V183H162ZM161 184V185H162ZM9 185V184H8ZM119 185H113V186H119ZM132 185V186H133ZM7 186V185H6ZM17 186L18 185H16V188H17ZM104 186V185H103ZM112 186V184H111V187H113ZM155 186H157L158 188L156 189V187ZM163 186V185H162ZM164 186H163V188H164ZM198 186V185H197ZM1 187H2V185H1ZM111 187H109L110 189H111ZM116 187V188H117ZM131 187V186H130ZM129 187V188H130ZM133 187V188H134ZM144 187H146L147 188V190L149 191V192H147L146 190V192L147 193H145V191H143V189L142 188H144ZM154 187V189H152ZM3 188H5V186L3 185ZM9 188V189H8ZM7 189L8 190H10V188L11 187H8ZM15 188V187H14ZM107 188H108V186H107ZM108 188V189H109ZM115 188V187H114ZM133 188H131V189H133ZM162 188V189H163ZM180 188V187H179ZM11 189H13V188H11ZM37 189H39V190H41L39 187L37 188ZM106 189V188H105ZM130 189V192L132 191ZM139 189V190H138ZM145 189V188H144ZM206 189H208V187L206 188ZM5 190V189H4ZM112 190V189H111ZM113 190H115V189H113ZM122 190H121V192H122ZM138 190V191H137ZM157 190V191H156ZM161 190V189H160ZM165 190V189H164ZM171 189L169 190V191H172ZM17 191V190H16ZM35 192H36V190H34ZM98 191V192H97ZM116 191V190H115ZM125 191V190H124ZM108 192V191H107ZM114 192V191H113ZM121 192H120V194H121ZM133 192V191H132ZM13 193V192H12ZM18 193H20L21 194V192H18ZM116 194H117V191L115 192ZM115 193H112L111 195H114V197L113 196H110V197H113V198H115V197H117V199L119 198L118 196H120L119 195V193L117 194V196H115L116 194ZM124 193H128L127 191L126 192H124ZM137 193V194H136ZM161 193V192H160ZM170 193V192H169ZM181 193V192H180ZM179 193V194H180ZM197 193H196V195H197ZM259 193V194H260ZM35 194H38V192L37 193H35ZM40 194V195H41ZM110 194V193H109ZM130 194V193H129ZM143 194V195H142ZM177 194V193H176ZM215 194V195H214ZM258 194V193H257ZM263 194H264V192H263ZM39 195V194H38ZM125 195V194H124ZM148 195V194H147ZM175 195V194H174ZM195 195V194H194ZM194 195H192V201H194L193 199H198V197H195ZM261 195H262V193H261ZM10 196V195H9ZM16 196V195H15ZM36 196V195H35ZM42 196H41V198H42ZM97 196V197H96ZM123 196V195H122ZM122 196H121V199H118L119 201H117V202H119V204H118V207L120 206V201H122ZM129 196V195H128ZM128 196L127 197H125L126 198V200L128 201L129 199H127L128 198ZM171 196V195H170ZM170 196H168V197H170ZM173 196V195H172ZM259 196V195H258ZM264 196V195H263ZM17 197V196H16ZM37 198L38 197H40V196H36ZM102 197V196H101ZM101 197H99V199H101ZM106 197V196H105ZM124 197V196H123ZM129 197H131V196H129ZM137 197H136V199H137ZM147 197V198H148ZM160 197V196H159ZM167 197V198H168ZM184 197H178L181 201H182V199L184 198ZM195 197V198H194ZM260 198L262 197V196H259ZM107 198H108V196H107ZM113 198H111L112 200H113ZM125 198H124V200H125ZM144 198L142 197V200H144ZM146 198V199H147ZM151 198H148V199H150L151 200ZM157 198V197H156ZM156 198H154V199H156ZM173 198V197H172ZM171 197H170V200L172 199ZM176 198V197H175ZM182 198V199H181ZM188 198H187V200H188ZM191 198V197H190ZM221 198H222V200H221ZM264 198V197H263ZM263 198H261V199H263ZM22 199V198H21ZM104 199V198H103ZM111 199H109L110 201H112ZM136 199H135V205L133 204V202H132V200L130 201L132 204H131V206H138V207H140V204H136ZM145 199V200H146ZM153 199V198H152ZM166 199V198H165ZM184 199V201L187 203V201ZM7 200H9V199H7ZM102 200V199H101ZM101 200H99V201H97L96 203H98V204H100L99 202L101 201ZM105 200L107 201V199L105 198ZM138 200V199H137ZM141 199H139V201H140ZM141 200V207H140V209L139 208H132V207H130V205L128 206V207H130L129 209H130V211L133 209V211L135 212V216L134 217H131V218H129V220L131 219V221L133 222V220H132V218H135L136 216H137V218L139 217L138 215H136V212H138V211H140L141 210V208H143V210H145L144 209V205L146 204L145 202H148V201H150V200H144V201H142ZM158 200H160L159 198H158ZM157 200V201H158ZM172 200H174V199H172ZM180 200L178 201V203H180ZM191 200V199H190ZM213 200H216L215 202L217 203V208H216V206H214L213 204H215L214 203V201ZM218 200H220L221 202L219 203V201ZM260 200V199H259ZM10 201V200H9ZM16 201H18V199L16 200ZM16 201H15V203H16ZM42 201H44V200H42ZM106 201H103L104 203L106 202ZM153 201V200H152ZM167 201H169V200H167ZM166 200H165V202H167ZM177 201V200H176ZM192 201H189L188 200V203L189 204H191L192 203ZM218 201V202H217ZM262 201V200H261ZM23 202V201H22ZM102 202V201H101ZM102 202V203H103ZM116 202V203H117ZM124 202H126V201H124ZM129 202V203H130ZM144 202V203H143ZM185 202H183L182 201V203H185ZM200 202V201H199ZM140 203V202H139ZM142 203L144 204L143 206L144 207H142ZM149 203V202H148ZM147 203V204H148ZM157 203V202H156ZM163 203H164V201H163ZM171 202H169V203H165V205H168V204H170ZM176 203V202H175ZM177 203V205H178V209H176V208H173V210H172V208H168L169 210L171 209L173 212H176L175 210H177V216L175 215V213H174V215H173V213H171V215H167V216H165L166 217V221H167V219H170V218H167V217H170V216H172V218H173V216H174V218L172 219L171 218V220H175V221H173L174 223H177V222H179V221H182V219H179V215H181L178 211L180 210L181 212H184L183 211V206L180 208V206H179V204ZM201 203V202H200ZM259 203H261L260 205H259ZM13 204V203H12ZM94 204V203H93ZM106 204V203H105ZM122 204V203H121ZM124 204V203H123ZM127 204V202L125 203V205ZM146 204V205H147ZM160 204H162V203H160ZM174 204V203H173ZM181 204V203H180ZM189 204H187V205H189ZM195 204V203H194ZM196 204H198V202L196 203ZM195 204V205H196ZM9 205H10V202H9ZM15 205V204H14ZM149 206H150V204H148ZM157 205V204H156ZM187 205L186 204H184V206H186L187 207ZM192 205V204H191ZM199 205V204H198ZM222 204H220L219 206H222V208L224 207ZM39 206H40V204H39ZM90 206H92V207H90ZM98 206H101V204L100 205H97V207H96V209L98 208ZM112 206V205H111ZM116 206H117V204H116ZM121 206H123V205H121ZM127 206V205H126ZM170 206V205H169ZM169 206H167V207H169ZM172 207L173 206H175V205H171ZM170 206V207H171ZM190 206V205H189ZM189 206L187 207V208H189ZM193 206V205H192ZM191 206V207H192ZM214 206V207H213ZM260 206V207H259ZM15 207V209H16V207L17 206H14ZM20 207V206H19ZM89 207H90V209H89ZM125 207V206H124ZM127 207V208H128ZM162 207H164V204H163V206ZM177 207V206H176ZM100 208H102V207H100ZM100 208H98V210L99 211H97V210H95L96 212H100V214L102 213V211H100ZM117 208V207H116ZM121 208V207H120ZM119 208V210H121ZM126 208V207H125ZM132 208V209H131ZM146 208V207H145ZM150 208V207H149ZM160 210H161V205L158 207ZM180 208V209H179ZM183 208V209H182ZM187 208H185L186 209V211H189L190 210V212H189V214L190 213H192L193 212V209H188L187 210ZM215 208V209H214ZM222 208H220L219 210H221ZM33 209V208H32ZM31 209V210H32ZM36 209V208H35ZM103 209H105V208H103ZM124 209V208H123ZM138 209V210H137ZM147 209H148V206H147ZM153 209V208H152ZM151 209V210H152ZM166 209V208H165ZM164 209V210H165ZM182 209V210H181ZM196 209H198L197 207H196ZM200 209L202 210V208H201V205H200V207H199V209H198V211L200 212ZM118 210V209H117ZM118 210V211H119ZM125 211H126V209H124ZM123 210V211H124ZM137 210V211H136ZM142 210V211H143ZM169 210H167V211H169ZM219 210H216V211H218L219 212ZM224 210V209H223ZM16 211V210H15ZM133 211H131V214L130 215H132V214H134V212ZM150 211V209H148V211H147V213ZM153 211V210H152ZM151 211V212H152ZM156 210H154V212H155ZM163 211V210H162ZM167 211L165 210V214L167 213ZM192 211V212H191ZM128 212V211H127ZM127 212H125V213H127ZM133 212V213H132ZM143 212H145V211H143ZM142 212V215H141V212H140V215L141 216H143V219H144V215L146 216V214H144ZM164 212V211H163ZM194 212H195V210H194ZM199 212H197V214H196V216L198 215V214H202V213H199ZM217 212V213H218ZM1 213V212H0ZM3 213H4V211H3ZM156 213H158V209H157V211H156ZM155 213V214H156ZM185 213V212H184ZM188 213V212H187ZM221 213L219 214V216H223V215H221ZM113 214V213H112ZM124 214V213H123ZM122 214V215H123ZM144 214V215H143ZM152 214H154V213H152ZM154 214V215H155ZM159 214H160V212H159ZM162 214V213H161ZM164 213H163V216L165 215ZM169 214V213H168ZM31 216H32V214H30ZM91 215H93V214H91ZM128 215V214H127ZM148 216H150V214L148 213L147 214ZM3 216V215H2ZM5 216V215H4ZM11 216H12V214H11ZM10 216V217H11ZM119 216H121V215H119ZM133 216V215H132ZM157 216V215H156ZM155 216V217H156ZM161 216V215H160ZM159 215L157 216V217H159V218H157L158 219V221H157V219L156 218H153V216H152V219L153 220H155L154 222V224H158L159 222H161V221H163L162 220V217H160ZM185 217L183 218V219H185L186 217H187V214L186 215H184ZM188 216H190L191 217V214L190 215H188ZM192 216H194L195 217V215H193L192 214ZM202 216V215H201ZM215 216V218H213ZM5 217H7V216H5ZM4 217V218H5ZM30 217V216H29ZM91 217V218H90ZM123 217V216H122ZM147 217V216H146ZM145 217V218H146ZM178 218V220L179 221H177L176 219ZM182 217V216H181ZM180 217V218H181ZM199 217H200V215H199ZM224 217V216H223ZM2 218V217H1ZM3 218V219H4ZM8 218H9V214H8ZM32 218V217H31ZM31 218H30V220H31ZM93 218H95V221L94 222H92V221H90L91 219H93ZM160 218H161V220H160ZM164 218V217H163ZM176 218V219H175ZM193 218V217H192ZM197 219H198V217H196ZM195 218V219H196ZM201 218V217H200ZM199 218V220H197V222H195L193 219V222H191V223H189V224H192L193 223V225H192V229H193V226H194V222L197 224V223H199V221L201 220L202 221V219H200ZM206 218V217H205ZM219 218H222V217H218L217 216V219H219ZM11 219H13L12 217H11ZM100 219V218H99ZM142 219V220H143ZM150 219V218H149ZM190 219V218H189ZM212 219H214V220H212ZM4 220H6V219H4ZM3 220V221H4ZM21 220V219H20ZM25 220V219H24ZM23 220V221H24ZM29 220V219H28ZM129 220H128V222H129ZM136 220V219H135ZM146 220H147V218H146ZM152 220V221H153ZM186 220H187V218H186ZM191 220V221H192ZM221 220L223 221V218L222 219H219V224H221L222 222H221ZM2 221V220H1ZM7 221V223H9L8 222V220H6ZM96 221H98V222H96ZM110 221H112V223L110 222ZM144 222H143V225L145 226V227H143L145 230L147 229L148 230V228H146V227H149V229L150 228H152V229H154V226H153V223L152 224H149L150 223V221H151V219H150V221L148 222V223H146L145 222V220H143ZM157 221V222H156ZM166 221H164L165 223H166ZM184 221V220H183ZM183 221L182 222H179L178 224H175V225H173V222H170V224L167 226V227H165V228H167V229H169L168 230V232L170 231V228H172V227H169L170 225H173V227L174 226H177V225H179V227H180V223H181V225L183 224ZM188 221V220H187ZM18 222V221H17ZM26 222H27V220H26ZM28 222H30V221H28ZM32 222H33V225H32ZM98 224V223H100V225L98 224H96V223ZM168 222V221H167ZM186 222V221H185ZM207 222H208V220H207ZM218 222V221H217ZM225 222V221H224ZM224 222L222 223V224H224ZM2 224H3V222H1ZM22 223H24V222H22ZM93 223H95L96 225H97V228L99 229V227L98 226H102V225H104V226H106L107 225V227L105 228L104 226L102 227V229H104L105 230V232L103 231V230H100V232H99V230L98 231H95L96 232V234H98L99 236H100V238H102L101 237V234L102 235H104L105 234V236H103V238L101 239V242H102V240L104 239V237H105V239L103 240V245L102 246H100L99 247V249H97L98 248V245L99 244H97L96 243V246H97V248H93V245L91 246V242H90V244H88V242L90 241V240H92V242H94L93 241V238L91 239L90 237H92L91 236V225ZM126 223L129 225V226H131L130 228L132 229V230H130L129 229V232H128V228H127V226H126ZM144 223H146V224H144ZM165 223H163V222H161L160 223V225L159 226H161V224L163 225V224H165ZM188 223V222H187ZM206 223V222H205ZM212 223V225H214L213 224V222H211ZM210 223V224H211ZM6 223L4 222V225H5ZM10 224V223H9ZM29 224V223H28ZM102 224V225H101ZM141 224H142V222H141ZM141 224H140V227H141ZM149 224V225H148ZM168 224V223H167ZM167 224H165V226L167 225ZM186 223H184L183 225H185ZM206 224H209V223H206ZM210 224H209V226H210ZM216 224V223H215ZM218 224V223H217ZM20 225H18V226H20ZM25 225H27V224H25ZM146 225H148V226H146ZM158 225H155V228H157L156 226H158ZM182 225V226H183ZM211 225V226H212ZM225 225H226V223L223 225V227H225ZM7 226H9L8 224H7ZM28 227L30 226V224L29 225H27ZM128 226V227H129ZM134 226V227H133ZM152 226V227H151ZM190 227H191V225H189ZM196 227H197V225H195ZM210 226V228L212 229V227ZM219 227L221 226V225H218ZM228 226V225H227ZM4 227V226H3ZM92 227H93V225H92ZM133 227V228H132ZM137 227V226H136ZM161 227H164V226H161ZM178 227V226H177ZM189 227V228H190ZM196 227H194V228H196ZM214 227H216V226H214ZM213 227V228H214ZM223 227H221V228H223ZM231 227V226H230ZM7 228V227H6ZM21 228H22V230H21ZM30 228V227H29ZM139 228V227H138ZM142 228V227H141ZM140 228V229H141ZM142 228V229H143ZM160 228V227H159ZM165 228H162V233L161 234H164L165 233V237L164 236H162L161 234H160V232H158L159 234H157V235H159L160 237L162 236V237H164V238H166V236L168 235L169 236V234L171 235V231H174L173 229L169 232V234H167L166 235V231H165ZM184 228L186 229L187 227H185L184 226ZM188 228V230L190 231V229ZM200 228V227H199ZM210 228H209V230H210ZM232 228V227H231ZM9 229H10V227H9ZM8 229V230H9ZM28 229V228H27ZM93 229H95L96 230V227H94V228H92V231L94 232V230ZM142 229H141V231H142ZM143 229V230H144ZM152 229H150L151 231H152ZM158 229V228H157ZM182 228H180V230H181ZM191 229V231H193ZM207 229H208V227H207ZM216 229V231H218L219 232V230H217V227L216 228H214V230ZM218 229H220V228H218ZM226 229V228H225ZM7 230V229H6ZM14 230V229H13ZM139 230V229H138ZM156 230V229H155ZM184 230V229H183ZM187 229H186V231H188ZM195 230H197V229H195ZM222 230V229H221ZM151 231H149L150 233H151ZM157 231V230H156ZM190 231V232H191ZM215 231V232H216ZM231 231V230H230ZM20 232H18V233H20ZM27 232H29L28 230L26 231V234H27ZM95 232L92 234L93 236H94V240H97L98 239V236L97 237H95L96 235H94L95 234ZM104 232V233H103ZM142 232H148V231H142ZM164 232V233H163ZM167 232V233H168ZM206 232H208V230L206 231ZM221 232V231H220ZM219 232V233H220ZM25 233V232H24ZM24 233H22V234H24ZM152 233H154L153 231H152ZM156 233V232H155ZM172 233H174V232H172ZM179 231H178V236H179ZM192 233V232H191ZM208 233H210V231L208 232ZM207 233V234H208ZM135 234V235H134ZM143 234H145V233H143ZM143 234H141V235H143ZM147 235L149 234V233H146ZM146 234L145 235H143V238H146V237H144V236H146ZM177 234V233H176ZM175 234V236H177ZM181 234L182 233H180V236H181ZM189 234V233H188ZM192 234H194V239H195V242L197 241L196 239L198 238V236L197 235H195V233L193 232ZM205 234V233H204ZM212 234H213V231H212ZM215 234V233H214ZM220 234H223V233H220ZM19 235V236H20ZM138 237H137V236ZM154 235V234H153ZM173 235V234H172ZM184 235V234H183ZM206 235V234H205ZM205 235H203V237L205 236ZM210 235V234H209ZM209 235H206V237L208 236L209 237ZM217 235H219L218 233H217ZM7 236V235H6ZM152 235H148L147 237H151ZM177 236V237H178ZM179 236V237H180ZM216 236V235H215ZM221 236V235H220ZM156 237V236H155ZM182 238H183V236H181ZM180 237V238H181ZM185 239H187L188 238V236H186L185 235ZM192 238H193V236H191ZM190 236H189V238H191ZM205 237V238H206ZM206 238L205 240H207L208 241V239L209 238ZM218 237V236H217ZM141 238V237H140ZM157 238V237H156ZM164 238H161L162 239V241H163V239ZM181 238V241L183 240ZM188 238V239H189ZM212 237L210 236V239H211ZM214 238V237H213ZM149 238H147V240L146 241H150V240H152V239H150V240H148ZM160 239V240H161ZM201 239H203L202 237H201ZM201 239H200V241H199V244L200 243H202V241H201ZM142 240V242H140L141 244L144 242L143 240H145V239H140V241ZM156 240V239H155ZM168 241H169V239H167ZM173 240V239H172ZM172 240H171V243H173L172 242ZM178 240H179V238H178ZM177 240V241H178ZM198 240H199V238H198ZM8 241V240H7ZM9 241H8V243H9ZM15 241V240H14ZM99 241V240H98ZM161 241V242H162ZM213 241H214V239H213ZM212 241V242H213ZM262 242V245H260V246H258L259 245V242ZM164 242V241H163ZM162 242V244L160 243V241L158 242V243H160L161 245H165L164 243ZM179 242H180V240H179ZM185 242V241H184ZM194 242V243H195ZM203 242H205L204 240H203ZM260 242V243H261ZM7 243V244H8ZM99 243H100V241H99ZM129 243V245H131ZM140 243L138 242V244L136 243V246H135V248L137 249V246H139L140 245ZM148 244L150 243V242H147ZM146 242L145 243H143L142 245H140V246H143L144 248H141V251H140V249H139V247H138V251H140V253H136L135 251V253L136 254H141V252L143 251V249L144 250H146L147 249V246H145V244H147ZM153 243V242H152ZM191 242H189V244H190ZM10 244V243H9ZM13 244V246H14V242L12 243ZM20 244V242L18 243V245ZM147 244V245H148ZM180 244V243H179ZM203 244V243H202ZM201 244V245H202ZM216 244V241H214V244L213 245H215ZM100 245H101V243H100ZM129 245H128V249L130 250V248H129ZM135 245V244H134ZM168 245V244H167ZM183 245V244H182ZM197 245H198V243H197ZM7 246V245H6ZM9 246V245H8ZM10 246H11V244H10ZM95 246V247H96ZM151 246V243H150V245H149V247ZM166 246V245H165ZM172 246V245H171ZM179 246V245H178ZM198 246H200V245H198ZM256 246H258V247H256ZM131 247H132V245H131ZM134 247V246H133ZM149 247H148V251L150 252V253H152L151 255L153 256L154 255V257L155 256H157V254H160V253H162V252H160L159 251V253H157V254H155L156 252H157V249H156V252L154 251V249L152 248V250H151V248L149 249ZM157 247V246H156ZM162 247V246H161ZM160 247V248H161ZM215 247H216V245H215ZM264 247V246H263ZM7 248V247H6ZM118 248H120L119 250H118ZM158 248H159V246H158ZM166 248V247H165ZM179 248H180V246H179ZM212 248V247H211ZM8 249V248H7ZM127 249V248H126ZM175 249V248H174ZM213 249H214V247H213ZM262 249V250H261ZM122 250H124V249H122ZM134 250V249H133ZM161 250H163V248L161 249ZM187 250V249H186ZM206 250V251H207ZM31 251H32V253H31ZM112 251H113V249H112ZM111 251V252H112ZM131 251V250H130ZM167 251H168V249H167ZM166 251V252H167ZM173 251V250H172ZM188 251V250H187ZM186 251V252H187ZM263 251V252H262ZM123 252V251H122ZM143 252H145V251H143ZM142 252V253H143ZM147 252V251H146ZM145 252V253H146ZM149 252H147L146 254H148ZM155 252V253H154ZM185 252V253H186ZM21 253V254H22ZM85 253V254H86ZM88 253H92V252H88ZM93 253H94V251H93ZM92 253V254H93ZM119 253H121V251L120 252H118L116 255H117V257H118V255H120ZM125 253H127V252H125ZM132 253V252H131ZM133 254L134 256H133V259H134V257L136 256V258H137V255L136 254ZM194 253V252H193ZM19 254V253H18ZM17 254V255H18ZM21 254H20V256H21ZM91 254V255H92ZM97 254V255H98ZM129 254V252L127 253V255H126V259H127V256H129V259L131 258V255H128ZM173 254V253H172ZM200 254V255H201ZM203 254V255H204ZM87 255H89V254H87ZM121 255H122V253H121ZM144 254H142V256H143ZM160 255H163V254H160ZM165 255V256H164ZM164 255L162 256V257H160L159 255H158V257H157V259H154L153 260V257L151 258L152 260H150V262L148 261L146 264H148V263H151V261H152V264H153V262H157V260L159 261V257H160V259L162 258L163 259V257H165V258H168L167 256H166V253H164ZM169 255V254H168ZM200 255H199V257H200ZM203 255H201V257L203 256ZM1 256V255H0ZM3 256V255H2ZM7 256H9V255H7ZM13 256H16V255H13ZM13 256H11V258L13 257ZM19 256V255H18ZM19 256V257H20ZM24 256V257H25ZM86 256V255H85ZM145 256V255H144ZM150 256V255H149ZM173 256V255H172ZM6 257V256H5ZM10 257V256H9ZM24 257L22 258V257H20V258H22V259H24ZM83 257V256H82ZM82 257H79L80 259L82 258ZM120 257V256H119ZM1 258H4V257H1ZM16 258H17V256H16ZM85 257H83V259H84ZM89 258V257H88ZM90 258H89V260H90ZM124 258V259H125ZM135 258V259H136ZM144 258H146V257H144ZM164 258V259H165ZM169 258H172L171 256L169 257ZM194 258H195V256H194ZM7 259V258H6ZM82 259V263H83V261H85L86 262V260L87 259H85V260H83ZM101 261H100V260ZM103 259V258H102ZM121 259V258H120ZM123 259V261H125ZM128 259V261H130ZM134 259V260H135ZM164 259H163V262H160V261H162V260H160L159 262H160V264L162 263V264H164V262L166 261V259H165V261H164ZM200 259H202V258H200ZM199 259V260H200ZM2 260V259H1ZM5 260V259H4ZM8 261L10 260L9 258L7 259ZM12 260V259H11ZM13 260H14V257H13ZM17 260V259H16ZM88 260V261H89ZM103 260V261H104ZM148 260V259H147ZM146 260V261H147ZM172 260L174 261L175 259H173L172 258ZM184 260V259H183ZM195 259H193V261H194ZM7 261V262H8ZM91 261H93V260H91ZM90 261V262H91ZM127 261V260H126ZM169 261V260H168ZM263 261V260H262ZM1 262V261H0ZM13 262V261H12ZM11 262V263H12ZM16 263H17V261H15ZM15 262H13L14 264H16ZM80 262V261H79ZM79 262H78V264H79ZM85 262L83 263V264H85ZM90 262H89V264H90ZM155 262V263H156ZM167 262V261H166ZM166 262H165V264H166ZM169 262H171V260L169 261ZM175 262V261H174ZM199 263L200 264V262L201 261H198L197 260V256H196V262H192L191 264H195V263ZM81 263V264H82ZM91 263V264H92ZM121 263H123L122 261H121ZM120 263V264H121ZM131 264H137V261L135 260V262L133 261V263L132 262H130ZM154 263V264H155ZM158 263V262H157ZM156 263V264H157ZM177 263V262H176ZM197 263V264H198ZM1 264V263H0ZM18 264V263H17ZM123 264H125V263H123ZM127 264H129L128 262H127ZM138 264H139V261H138ZM159 264V263H158ZM167 264H168V262H167ZM177 264H179V263H177ZM180 264H182L181 262H180ZM202 264V263H201ZM263 264H264V261H263Z\"/></svg>","mask_w":264,"mask_h":264}]
</instances>
